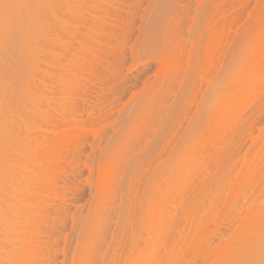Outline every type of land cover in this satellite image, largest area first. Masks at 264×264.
I'll list each match as a JSON object with an SVG mask.
<instances>
[{
	"label": "rangeland",
	"instance_id": "1",
	"mask_svg": "<svg viewBox=\"0 0 264 264\" xmlns=\"http://www.w3.org/2000/svg\"><path fill=\"white\" fill-rule=\"evenodd\" d=\"M78 2H79V0H77ZM80 1H82V0H80ZM86 1V3H84V4H86V5H83V3L82 2H80V3H82V6H86L85 7V13H86V9H87V5H88V3H87V1L88 0H84V2ZM112 1H114V0H112ZM118 1V0H117ZM125 1H126V3H125ZM122 0V2H124V5H123V3H122V5L121 4H117V5H119V7H122V8H124V9H122L121 11H122V13L125 15V13H126V15H127V12L129 11V9H130V13H132V11H133V13L134 14H132V15H134V17L132 16V18L130 19V20H127L126 22H128V25H129V23H130V25H131V27L130 28H132V30H133V33L130 35H128L129 37H128V39H126V47L125 48H128V46L129 45H131L134 41H135V38H137V37H139L140 38V36H142V34L139 36L138 34H140L139 33V31L141 30H138L140 27H142V28H144L145 26H146V24H147V22L149 21V17H151L152 16V13H153V11L155 10V8H156V6H157V3L158 2H160V1H162V0H135L136 2H138L137 4L134 2V0ZM128 1V2H127ZM172 1V0H171ZM174 1L175 0H173V3H174ZM205 1V2H204ZM210 0H180L179 2H178V4H176L177 2H175V5H177V8L179 7V6H182V7H179L178 9H180V11L182 10V9H184V10H182V11H184V13H185V10H190V12H189V15L187 14H183L184 16H185V18H187V19H184L185 21L184 22H182L180 19V21L179 22H181V23H179L180 24V28L178 27V24L176 25L178 28H177V31H178V29H180L179 31H180V33H181V31H182V35L181 36H177V35H179V33L176 31V26H175V28H174V30L178 33L177 35L176 34H174V36H173V38H175L176 36L178 37V38H182V40H184V39H187L188 40V42L186 41V43H185V41L183 42V41H181L183 44H184V46L186 45V46H188L189 45V40H190V37H197L198 36V34L195 32V30H199L200 29V27L201 26H203L204 24H203V22H205V21H203V20H205V19H202L203 17H202V15L203 16H205L204 14L206 13V9H207V7H208V10L210 11L212 8V10H214L213 11V13H215V11H216V13L215 14H217V11H218V15L219 16H217V17H219L220 18V10H221V12L222 11H225V13L227 12V15H228V20H229V25H231L230 26V28H231V30H230V35H229V38H228V40H226L225 41V43L226 42H228L227 44H229V45H224L225 46V48L227 49V46H230L231 47V50L229 51V65H230V78H231V84H232V86H229V89L231 90H229V92H231L230 94V98H229V95H228V97H227V100L229 101V103H228V108H227V110H224V111H226V113L224 114L223 112H222V110H220V107H219V111L217 110L218 109V106H219V103H220V101H222L223 99H225L226 97L224 96H222V93H221V91H222V87H220L221 86V83H223L224 81H223V73H221V71H224V70H221V68H220V70L218 71V75L216 76V77H218V78H216L215 76H214V74H212V76L210 77L211 79L210 80H212V77L214 78H216V80H212V83H211V87L210 86H208V88H207V86H203V88L201 89V93L203 94V98H201L200 99V95L197 97V102H198V104L197 105H193L194 107H196V108H192V110L194 109V111L192 112V113H190L191 115H192V117L194 116V114H195V116L192 118L191 117V115H190V117L191 118H189V120L186 122L187 124H189V125H191V127L190 126H185V129L184 130H186L187 128H190V130L189 129H187L186 130V132H188L189 133V131H190V135L189 134H187V133H185V132H183L184 130H181V132H182V137L181 138H178L177 140L176 139H174L175 140V142H174V140L172 141L173 143H171V146H172V148H171V146L169 147V152H168V150H166L167 152H165L164 154L163 153H160V154H162L161 156H160V154L158 155V154H156V152L158 151V150H155V151H153L154 149H155V147H156V149H158V147L157 146H160V144L162 143V139H164L163 138V136L161 137V135H163V131H164V133H165V135H167V136H169V134H170V131H171V129H172V127H171V122H170V124L168 125V124H165V127H166V125H167V129H169V130H167L163 125H161L160 126V122H162V123H164L165 121V123H168L169 122V120H170V118H169V115H168V113L170 112L169 110H168V113H167V115H165L166 117H168V119L166 118V117H164L163 115H161V114H166V112H167V109L166 108H164L165 106L164 105H168V103H163V102H166L168 99H169V94H167V95H164L165 93H167V92H165V91H168V90H165L164 92L165 93H163L162 95L165 97H168V99L165 97H161V98H163V100L164 99H167L166 101L164 100H161V101H163V102H161V106L163 107V110H162V108H159V107H157V104L158 103H156V101H153V100H157V99H154V98H156V97H153V98H151L150 100H152L153 102H152V104H150L151 103V101L150 100H148L147 99V101H149L148 102V105H149V108L151 109V107H154L155 106V104H154V102L156 103V106L155 107H157L158 109H152V112L151 111H149L148 109L149 108H145V109H147L145 112H144V114L146 113V112H151L152 114V116L149 114V112L148 113H146L147 115L145 116V118H144V114H141V115H139V117H137L138 119H137V122H139V124H140V122H141V119H142V121H143V119L145 120L146 119V125L147 126H150V124H151V126H150V128L153 130V133H151V130H148V132H147V129H149V127L147 128L145 125L143 126V124H144V122L142 123V126H143V130H145L144 132H145V134H147V135H145L144 133H143V130H142V126L141 125H139L140 127H141V130H139L138 128H140L139 126H138V123H136L135 124V130H133V132L135 131V133L137 134V136H139L138 134V132L140 131V136L139 137H137L138 139H136V136L132 133V135L129 137V135L128 134H131L130 132H132V131H129V129H130V127L132 126L133 127V125H132V120H131V116H130V118H129V116L127 117V119H126V115H125V112H127L126 114L127 115H129L131 112H133L134 114H135V110L133 109H129V108H131L132 107V105H133V107L132 108H134L135 106H136V102H134L133 100H132V103H127L128 105H126V106H124L123 108H122V104L124 103V102H126L127 100H128V98H129V96L131 95V93H133V92H135V91H137V90H139V88L140 87H142V82H144L145 81V83H148L147 82V80H150V81H154V76H153V70L156 68L155 66L157 65V63L156 62H154V61H150V62H147V64H145L144 66H138L135 70H132L130 73L128 72H126V70L125 69H123L122 71V74L124 75V77H125V80L127 81H125V92H123L125 95H123L122 94V96H121V99L123 100H120V101H116V103L114 102V103H112V99H109L108 100V98H107V100L108 101H106L105 103L103 102V101H105L106 100V98H104L105 100H103L102 99V96H101V94H100V96H98L99 98H101L102 100V102H101V105H102V107H99V108H103V104H105V106H104V108L106 109V108H109V105L110 104H114V109H112V115H110L109 114V116H107L108 118L107 119H105V121L104 120H100V123L98 122V123H96L95 122V126H94V128H99L100 126H102L103 124H106L107 122H111V124H110V126L108 125L107 126V128H108V130H110V131H107V129H105V131H104V133L102 132V135H101V138L100 139H98V140H100L99 142H101L102 140V143H104V144H99V146H101L102 147V150H101V152H100V150L98 149V151H97V149H95L94 151L95 152H91V150L89 149L90 147H89V144L88 143H93L94 141L92 140L93 139V137H92V135L90 134V136H87L88 138H84L83 137V139H81V140H78V141H81V142H85V146H84V148L83 149H81V150H79V153L81 154V152H82V155L80 156H78V160H79V162H81V161H85L87 158L85 157V155H88V154H90L91 156L93 155L94 156V158H93V160H92V157H90V155L88 156V158L90 159L89 160V162H91V161H94V167L96 166L95 164H97V162H100V164H101V160H100V158L101 159H103V161H102V165H103V167H105L104 168V172L105 173H103V175L101 176V179H99L98 177H97V174L95 173V169H94V171H93V173H92V175H91V177L89 178V180L91 179V180H93L91 183H92V185L90 184V186H89V184H88V182L86 181L87 180V177L89 176L88 175V172H89V170H88V168H86V167H83V162H81V167H80V165H79V169H76L75 168V171L74 172H70V171H73V170H71L70 168H69V166L66 164V162L65 163H62V162H64V156H62V154L64 155V153L66 154V153H68V152H66L65 151V147L63 146V145H65V143H63V151H59V152H61L60 153V157H61V161H59V162H61L62 164H60V163H58V161L56 162V163H58V168H57V166H55L56 168H57V171H58V174H59V177H60V180H59V182H58V180H56V178L57 177H55V181L57 182V185H56V183L54 184V180L51 182L50 180H52V179H54V176H55V173H54V175H53V178L52 179H49V176H51L52 175V173H53V168L52 167H54V165H56V163L54 162V157L56 156L57 158H58V153L59 152H57V151H55V154H57V155H53V156H51L50 154H49V150H50V147H51V149L52 148H54L52 145H53V143H55V141H56V144H58V142H61V144H62V141H64L65 142V140L67 139H62V141L60 140L59 141V139H58V136H56L55 137V135H53L52 133V136L53 137H55V138H57L58 139V141L55 139V141H53V143L52 142H50V141H52L53 139H51L49 136H50V132L53 130V128H51V129H48V128H50L51 127V125L49 126V123H46V125H47V130H46V132H44V133H42V131H39L38 130V132H37V130H34V131H31V135L32 136H36L37 134L39 135L40 133H41V135H39L38 137H41L40 138V140H42V138H43V136L44 135H47V137H49L48 139H47V141L50 139V141H48V143H52V145H50L49 146V144H48V152H46V154L48 155H50V156H48V158H47V155H45V153L43 152V148H38L39 150H37V151H39L38 152V156H40L41 157V159H42V162L44 163V165H43V163L41 164V166L43 165V169H41V166H40V161H41V159H40V161H39V164L37 163V161H34V160H30L29 161V164H32V163H35V164H38L39 165V171H42L43 170V172L45 171L46 172V174H47V182L45 181V178L46 177H44V175L46 176V174H44L43 175V172H42V175H43V177H44V181L45 182H43V180H42V178L41 177H38L39 178V181H38V187H39V190L38 191H36V194H37V196H34V195H31L30 197H29V199L27 200V201H31V200H36L37 201V206L39 207L38 209H40L41 210V208L40 207H42L43 208V206L44 207H46V205L45 204H48L49 205V207L47 208L46 207V211L44 212H42V210L41 211H38V214H37V218H36V220L38 219V216H39V218H40V216L42 215V217L44 216V220H43V218L41 217V220H42V222H41V220L40 221H38V224L40 225H38L37 224V227H36V225H35V227H34V229H36V231H37V235L40 237V239L39 240H34V245L35 244H37V243H40V248L42 247V252L40 253V251L38 252V250H37V248L35 249V252H36V254H37V252L38 253H40L41 254V256H43V260H44V263L46 262V264H47V262H48V264H50V262H51V264H90L91 263V261H92V263L91 264H158V262H159V264L161 263V264H191L190 263V261L192 262V264H193V260H194V264H253L254 262L256 263L257 262V264H260L261 263V261L260 260H262L261 258H260V260L258 259L259 257H261V256H263L264 257V255H262V254H264V253H260V251L259 250H261L262 249V246H263V250H261V251H264V156L262 155V152L264 151V140H262L261 142L259 141V142H257V140L256 139H259L260 140V136H261V134H260V136H259V133H261V130L264 128V122H262V121H264V116H262V115H264V95H262L261 93H264V51H262V48H263V50H264V45H262V43L264 42V41H262L264 38V0H227V2L229 3V4H231V5H229L227 2V4H223V2H220L221 0H212V1H210ZM232 1V2H231ZM89 2H90V0H89ZM95 2V5H97V3L96 2H98V0L97 1H94ZM116 1H114V2H112V3H115ZM133 2H134V5L136 6V9H134L135 8V6L133 5ZM151 2H153V3H151ZM213 2V3H212ZM215 2V3H214ZM256 2V3H255ZM79 3V4H80ZM117 3H119V2H117ZM120 3H121V0H120ZM205 3H206V5H205ZM208 3V4H207ZM218 3V4H217ZM89 4H91V3H89ZM92 4H93V2H92ZM92 4H91V6H92ZM127 4V5H126ZM131 5V6H129V5ZM139 4V5H138ZM151 4V5H150ZM155 4V5H154ZM172 4V3H171ZM114 5V4H113ZM115 5H116V3H115ZM184 5V6H183ZM186 5H188V8L189 9H186ZM214 5V6H213ZM226 5V6H225ZM232 5H233V7H232ZM172 7H173V4L171 5ZM186 6V7H185ZM218 7V10H216V8ZM90 7V5L88 6V8ZM127 7H129V8H127ZM139 7H140V9H139ZM142 7V8H141ZM204 7V8H203ZM216 7V8H215ZM224 7V8H223ZM82 8V7H81ZM182 8V9H181ZM211 8V9H210ZM222 8V9H221ZM231 8V9H230ZM84 9V8H83ZM80 10V11H84V10ZM91 9V8H90ZM120 9V8H119ZM226 9V10H225ZM124 10H125V13H124ZM132 10V11H131ZM136 10V11H135ZM176 10V9H175ZM205 11V13H204V11ZM230 10V11H229ZM87 11H89L88 9H87ZM137 11H138V14H137ZM174 11V10H173ZM178 11L179 10H177V11H174V17H176V12H177V14H180V13H178ZM209 11H207V13H209ZM204 13V14H203ZM210 13H212V11H210ZM230 13V14H229ZM263 13V14H262ZM81 14H83V15H85L84 13H81ZM182 14H180V16L182 15ZM82 15V16H83ZM122 16L121 15V18H125V20H126V15L125 16ZM140 15H141V17H140ZM143 15V16H142ZM151 15V16H150ZM182 15V16H183ZM193 15H194V18H195V21H193ZM197 15V16H196ZM136 16V17H135ZM180 16H178L179 18H180ZM181 16V18H183ZM191 18H193V19H191ZM177 17V18H178ZM198 18V20H196ZM218 18V19H219ZM249 18V19H248ZM138 19V20H137ZM241 19V20H240ZM84 20V19H83ZM82 20V21H83ZM142 20V21H141ZM222 20H223V18L221 19H219V22L221 23L222 22ZM249 20V21H248ZM224 21V20H223ZM146 22V23H145ZM173 22V21H172ZM200 22V23H199ZM218 22V23H219ZM230 22H231V24H230ZM132 23H135V24H132ZM177 23V22H176ZM196 25H195V24ZM198 23V24H197ZM243 23V24H242ZM262 23V24H261ZM140 24V25H139ZM183 26H182V25ZM203 24V25H202ZM133 25V26H132ZM172 25H174L173 23H172ZM261 25V26H260ZM122 26H124V25H122ZM144 26V27H143ZM196 26V27H195ZM255 26V27H254ZM80 29L79 30H81V31H83L84 29H85V27L82 25V23H80V25L78 26ZM83 27V28H82ZM134 27V28H133ZM159 27V26H158ZM241 28V29H240ZM83 29V30H82ZM239 29V30H238ZM258 29V30H257ZM132 30H131V32H132ZM144 30V29H143ZM197 30V31H198ZM202 30V29H201ZM256 30V31H255ZM134 31H135V33H134ZM137 31V32H136ZM174 31V32H175ZM200 31V30H199ZM241 31V32H240ZM259 31V32H258ZM263 31V32H262ZM142 32H144V31H142ZM194 32H195V34H197V36H195V34H194ZM61 33V32H60ZM65 33V32H64ZM172 33H173V31H172ZM263 33V34H262ZM62 35L64 36V37H67V39L69 38V36L67 35L66 36V34L64 35L63 33H62ZM138 35V36H137ZM184 35V36H183ZM252 35V36H251ZM137 36V37H136ZM143 36H144V33H143ZM142 36V37H143ZM155 36V34L152 36V41L153 40H155L156 41V37H154ZM169 36H171V37H168V38H172V35H169ZM263 36V37H262ZM64 37H62L61 36V38L63 39ZM141 37V38H142ZM160 37V36H159ZM162 37V36H161ZM160 37V38H161ZM176 37V38H177ZM186 37V38H185ZM131 38V39H130ZM155 38V39H154ZM168 38L167 39H165V40H168ZM177 38V39H178ZM259 38H261L262 40H260ZM138 39V38H137ZM143 39V38H142ZM142 39H140V40H142ZM157 39H158V36H157ZM176 39V40H177ZM64 41H66L65 43H67L68 41L67 40H65V39H63ZM139 40V41H140ZM160 40V39H159ZM162 40V39H161ZM175 39H174V41H176ZM87 41V40H86ZM131 41V42H130ZM138 41V42H139ZM154 41V42H155ZM162 41H164V40H162ZM170 41V40H169ZM179 41V40H178ZM261 41V42H260ZM153 42V44H155V45H157L158 46V48H160L159 46H161V45H164V43H162L161 44V42H159V41H156V42H159L161 45H158V44H156V42L154 43ZM166 42H168V41H166ZM64 43V44H65ZM112 45H114L116 48H117V46L119 47V45L117 44V43H115V41H112ZM248 43H249V45H248ZM259 43V44H258ZM117 44V45H116ZM171 44V43H170ZM257 44V45H256ZM68 45V44H67ZM165 45H166V43H165ZM167 45H169V42H168V44ZM245 45H247V46H245ZM55 46H57V45H55ZM61 46V45H60ZM66 45H64V47H65ZM157 46H155L156 48H157ZM252 46V47H251ZM59 45L57 46V48H56V50H59V48H61V47H59ZM163 47V46H162ZM230 47H229V49H230ZM244 47V48H243ZM259 47V48H258ZM68 48H70V50H72L71 48H73V47H68ZM63 49H65V48H62V50L60 49V52L61 51H64L65 52V50H63ZM161 49V48H160ZM260 49H261V52L262 53H260V52H258V51H260ZM55 50V51H56ZM129 50V49H128ZM127 49H126V51H128ZM247 50V51H246ZM146 52V50H144L143 49V52ZM249 51V52H248ZM59 52V51H58ZM70 52V51H69ZM142 52V54H144ZM251 52H253V53H251ZM62 53V52H61ZM67 53V52H66ZM129 51L128 52H126V56H129ZM150 53V52H149ZM257 53V54H256ZM65 54V53H64ZM64 54H63V56H64ZM70 54V53H69ZM88 54H89V52H88ZM152 54V53H151ZM151 54H147V53H145L144 55H142V57L141 58H148V57H150V55ZM61 55V54H60ZM67 55V54H66ZM83 55V54H82ZM111 55H114V54H112L111 53ZM237 55V56H236ZM253 55V56H252ZM62 56V55H61ZM61 56H59L60 58H61ZM67 56H69V55H67ZM152 56V55H151ZM70 57V56H69ZM68 57V58H69ZM112 57V56H111ZM59 58V59H60ZM115 58V57H114ZM222 58V57H221ZM62 59V58H61ZM65 59V60H64ZM67 57L66 56H64V58L62 59L63 61H61V64L63 63V65H64V63L65 62H67ZM150 59V58H149ZM111 60H113V59H111ZM225 60H227V59H223V61H225ZM252 60V61H251ZM259 62H258V61ZM261 61H262V64H261ZM131 62V58H130V56L128 57V59H127V57H126V62H124V66L126 67V66H128L129 65V63ZM239 62V63H238ZM243 62V63H242ZM221 63H222V61H221ZM256 63V64H255ZM242 64V65H241ZM254 64V65H253ZM67 65V64H66ZM224 65H226V62H224ZM224 65H221L222 66V68H223V66ZM245 65V66H244ZM253 65V66H252ZM151 66V67H150ZM220 66V67H221ZM63 67H65V66H63ZM67 67H68V65H67ZM67 67H65V68H67ZM124 67V68H125ZM144 67V68H143ZM195 67H197V66H195ZM242 67V68H241ZM251 67V68H250ZM255 68V69H254ZM68 69V68H67ZM147 69H148V71H147ZM219 69V68H218ZM242 69V70H241ZM69 70V69H68ZM238 70H240V72H242V73H240ZM245 70H246V72H245ZM145 71V72H144ZM147 71V72H146ZM165 71H167V70H165ZM197 69L195 68L194 70H193V73H194V75H193V73H191L193 76L192 77H195L196 76V74H197ZM250 71V72H249ZM257 71V72H256ZM66 72V71H65ZM140 72V73H139ZM149 72V73H148ZM169 72V71H168ZM168 72H164L165 74H164V79H165V75H167V73ZM237 72H239V73H237ZM138 74V75H136V74ZM145 73V74H144ZM255 73H257V74H255ZM262 73V74H261ZM66 74V73H65ZM69 74V73H68ZM126 74V75H125ZM144 74V75H143ZM169 74H172L171 72H169ZM168 74V75H169ZM221 74V75H220ZM248 74V75H247ZM254 74V75H253ZM65 76V75H64ZM67 76V75H66ZM65 76V77H66ZM134 78H133V77ZM141 76V77H140ZM147 76H149V77H147ZM171 76V75H170ZM170 76H168V77H170ZM174 76V75H173ZM172 76V77H173ZM210 76V75H209ZM245 76V77H244ZM140 80H137V78ZM144 77V78H143ZM147 79H146V78ZM167 76H166V78H168ZM178 77H180V76H178ZM220 77H221V79H220ZM241 77V78H240ZM67 78H69V76L67 77ZM127 78V79H126ZM171 78V77H170ZM176 79V76H174L173 78H172V81L175 83L174 85H176V80L174 81L173 79ZM209 78V77H208ZM223 78V79H222ZM129 79H131V80H129ZM134 79V80H133ZM135 79H136V81H135ZM145 79V80H144ZM218 79H220V81L218 80ZM247 79V80H246ZM166 80V79H165ZM171 79H167L166 80V82L168 81H170ZM249 80V81H248ZM262 80H263V82H262ZM52 81V80H51ZM50 80L48 81V82H50L49 83V85L50 84H52V82H51ZM63 81H66V84L64 85L63 84V82H62V86H64V88H65V86H69V84L70 83H68L67 84V81L68 80H65V78L63 79ZM217 81H219V83H217ZM69 82V81H68ZM135 82H138V83H135ZM159 82V81H158ZM161 82L163 83V80L162 81H160V84L159 85H161ZM167 82V83H168ZM248 82V83H247ZM131 83V84H130ZM170 83V82H169ZM251 83V84H250ZM48 84V83H47ZM230 84V85H231ZM238 84V85H237ZM246 84H248V85H246ZM254 84V85H253ZM48 85V86H49ZM53 85V84H52ZM55 85V84H54ZM128 85H130V86H128ZM134 85L136 86V88L134 87ZM159 85H157V86H159ZM171 86H169L170 88L172 87V85H173V83H171L170 84ZM214 85V87H212ZM217 85V86H216ZM263 85V86H262ZM61 86V88H63ZM237 86V87H236ZM261 86V87H260ZM56 87V86H55ZM55 87H54V89L52 90V91H55V92H57L56 91V89H55ZM70 87H71V85H70ZM106 88V86H102V87H100L101 89H102V91H104V90H106V89H103V88ZM134 87V88H133ZM159 87H161V86H159ZM176 87V86H175ZM175 87L172 89V91L171 90H169L168 91V93L171 91V94H172V92H176V93H178L176 90L174 91V89H175ZM186 87H187V85L185 86V89H186ZM216 87V88H215ZM240 87V88H239ZM248 87V88H247ZM250 87V88H249ZM255 87V88H254ZM57 88V87H56ZM66 88H68V87H66ZM63 89V91H66V92H64V96L66 97V99H67V97H68V95L69 94H67V91H68V89ZM99 88V89H100ZM184 88V87H183ZM206 88H207V90H206ZM212 88V89H211ZM260 88V89H259ZM263 88V89H262ZM48 89H50L49 87L47 88V90ZM98 89V88H97ZM100 89V90H101ZM187 89H189V88H187ZM209 89H211V90H209ZM216 89V91H214ZM220 89H221V91H220ZM232 89L234 90V91H232ZM70 90V89H69ZM184 90V89H183ZM213 90V91H212ZM49 91V90H48ZM58 91H61L60 89L58 90ZM62 91V92H63ZM131 91V92H130ZM237 93H236V92ZM241 91V92H240ZM262 91V92H261ZM47 92V91H46ZM50 92H51V90H50ZM55 92H53V93H55ZM69 92H71V91H69ZM68 92V93H69ZM180 93L182 92V93H184L182 90H180L179 91ZM211 92H215V94H217L218 95V98H214V96H215V94H213L212 93V96H211ZM233 92V93H232ZM4 93V91H2L0 94H3ZM48 93V92H47ZM52 92L49 94V96H52L53 97V101H52V103H55V102H57V100H56V98L59 96H57V93H55L56 95H51V94H53ZM127 93V94H126ZM158 92L156 91V94H157ZM254 93V94H253ZM59 94V93H58ZM210 94V95H209ZM242 94V95H241ZM61 96H63L62 94H60ZM179 96H182V97H180V102L178 101L177 102V100H176V102H174V103H176V104H174V103H172L173 102V100L175 101V99H177L178 97H175L174 99H173V97H172V95H170L171 97V99H172V101H171V99L169 100V104L170 103H172L171 105L173 106H178L180 103H182L183 102V100H184V98H183V95L182 94H178ZM177 95V96H178ZM214 95V96H213ZM240 95V96H239ZM250 95V96H249ZM63 96V97H64ZM70 96H71V94H70ZM209 96H211V99L213 98L214 99V102L216 101V103H213V100H211L210 99V97ZM220 96V97H219ZM238 96V97H237ZM252 96V97H251ZM257 96V97H256ZM262 96V97H261ZM56 97V98H55ZM64 97V98H65ZM125 97V98H124ZM259 97V98H258ZM70 97H68V99H69ZM145 98H147V97H145ZM158 98V97H157ZM183 98V99H182ZM220 98H223V99H221L220 101H218ZM232 98V99H231ZM246 98V99H245ZM251 98V99H250ZM253 98H254V102H253ZM263 98V99H262ZM54 99L56 100L55 102H54ZM63 98L61 97V98H59V100L61 101ZM67 99V100H68ZM125 99V100H124ZM231 99V100H230ZM262 99V100H261ZM59 100H58V103H60L59 102ZM67 100H65V102H67ZM94 99H92V101H93ZM142 100L144 101V102H147V101H145V99H143L142 98ZM182 100V101H181ZM203 100V101H202ZM63 101H64V99H63ZM63 101H62V103H63ZM158 101V100H157ZM171 101V102H170ZM200 101L202 102V104L200 103ZM218 101V102H217ZM239 101V102H238ZM247 101H249V102H247ZM263 101V102H262ZM100 102V101H99ZM98 102V103H99ZM120 102V103H119ZM159 102V101H158ZM205 102H206V104H208V105H206L205 104ZM208 102V103H207ZM232 102V103H231ZM234 102V103H233ZM61 103V104H62ZM69 103V102H68ZM103 103V104H102ZM143 103V102H142ZM142 103H140V104H138V105H142ZM179 103V104H178ZM206 105H204V104ZM218 103V104H217ZM61 104H60V106H61ZM86 105H87V102L85 103ZM108 104V105H107ZM119 104V105H118ZM164 104V105H163ZM252 104V105H251ZM254 104V105H253ZM53 105V104H52ZM58 105V104H57ZM57 105H53L52 107H51V109L50 110H52V112H53V110H54V107H58ZM64 105V104H63ZM117 107H116V106ZM130 105V106H129ZM137 105V107H135V108H137V111H140V109H139V107H142V106H138ZM150 105H153V106H150ZM171 105H169V106H171ZM202 105L204 106V107H202ZM212 106L213 108H215V106L216 105H218L217 106V108H216V110H215V112L217 111V117H216V121L214 120V117H213V120L214 121H212L211 122V124L207 121L208 119H207V117H206V114H204V112L206 111V112H209V110L211 109V107H210V109L208 108V109H206V107H208V106ZM236 105V106H235ZM245 105V106H244ZM258 105H260L259 107H258ZM112 106V105H111ZM146 106H147V103H146ZM159 106V105H158ZM168 106V107H169ZM173 106V107H174ZM175 106V108H177ZM201 106V107H200ZM258 108H257V107ZM65 107H66V105H65ZM120 107L123 109V112L122 113H124V116H123V114L121 115L120 114V116H119V118L117 119V117H118V109H120ZM148 107V106H147ZM154 107V108H155ZM173 107L171 108L170 107V109H172L173 110ZM251 107V108H250ZM261 107V108H260ZM263 107V108H262ZM60 108V107H59ZM80 108V107H79ZM103 108V109H104ZM143 108V107H142ZM141 108V109H142ZM201 108V109H200ZM242 108V109H241ZM247 108H248V110H247ZM256 108H257V110L258 111H256ZM61 109V108H60ZM66 109V108H65ZM83 109V108H82ZM102 109V110H103ZM128 109L129 110H132L131 112H129L128 111ZM139 109V110H138ZM160 109L162 110L161 112H163V113H160ZM166 110V112H165V110ZM178 109V108H177ZM203 109H205V110H203ZM246 109V110H245ZM249 109H252L254 112H252V110H250L249 111ZM55 110H56V108H55ZM58 110V109H57ZM64 110V109H63ZM63 110H61V111H63ZM80 110H81V108H80ZM84 110V109H83ZM83 110H82V113H81V115H84V116H82V117H85V111L83 112ZM96 110H98V108L97 109H95V115L96 114H98V112L96 113ZM100 110V109H99ZM101 110V111H102ZM142 110H144V108L142 109ZM157 110L159 111V115H161V117L163 116L164 117V119L165 120H163V118H161L163 121H161V119L159 120V118H160V116H158L157 114ZM171 110V111H172ZM175 110V109H174ZM173 110V111H174ZM192 110H190V111H192ZM202 110L204 111V112H202ZM241 110V111H240ZM16 111V110H15ZM20 110H17V112H19ZM59 112H60V110H58ZM57 111V112H58ZM65 111V113H66V110H64ZM100 111V112H101ZM154 111V112H153ZM172 111V112H173ZM210 111H212V110H210ZM213 111H214V109H213ZM246 111V112H245ZM261 111V112H260ZM16 112V113H17ZM20 112H22V111H20ZM50 112V111H49ZM56 112V111H55ZM143 111H141L140 113H142ZM242 112V113H241ZM259 112V113H258ZM15 113V114H16ZM129 113V114H128ZM133 113H131V115L133 116V120H135L133 123H135L136 122V116L137 115H133ZM139 113V112H138ZM212 113V112H211ZM247 113V114H246ZM255 113V114H254ZM263 113V114H262ZM10 114H12V113H10ZM9 114V116H11ZM18 114V116H24L23 115V113H21L20 115H19V113H17ZM16 114V115H17ZM56 114V113H55ZM59 114V113H58ZM156 114V115H155ZM212 114H214V113H212ZM212 114H210L209 116H208V118H211V120H212ZM216 114H214V116H216ZM250 114H252V117L250 118V121H249V123L247 124L248 125V127H244V125H243V123H245V125H246V122H247V120H249V117H250ZM253 114H254V116H253ZM260 114V115H259ZM8 115V114H7ZM53 115H54V112H53ZM52 115V116H53ZM60 115H63L62 113H60ZM79 115V114H78ZM117 115V116H116ZM212 115V116H211ZM55 116L56 115H54V118H55ZM80 116V115H79ZM111 116V117H110ZM115 116V117H114ZM141 116H142V118H141ZM148 116V117H147ZM149 116H151V119H152V122H151V119H150V117ZM154 116V117H153ZM158 116V117H157ZM202 116V117H201ZM203 116H204V118H203ZM211 116V117H210ZM230 118H229V117ZM263 117V119L261 118V117ZM57 117H58V115H57ZM110 117V118H109ZM125 118V120H128V118L130 119V120H128L127 121V123H126V121H125V124L124 125H121V124H123L121 121H124L123 119ZM147 117V118H146ZM232 117V118H231ZM18 118H21V117H18ZM59 118V117H58ZM141 118V119H140ZM256 118V120H254V119ZM259 118H261V119H259ZM109 119V120H108ZM114 119V120H113ZM117 119V120H116ZM149 119H150V121H149ZM168 120V122H167V120ZM111 120V121H110ZM210 120V119H209ZM222 120V121H221ZM232 120V121H231ZM245 120V121H244ZM101 121H102V123H101ZM130 121V123H131V125L128 123ZM132 121V122H131ZM148 121H149V124H147L148 123ZM155 121V122H154ZM240 121V122H239ZM258 121V122H257ZM261 121V122H260ZM105 122V123H104ZM151 122V123H150ZM213 122H215V125H214V123ZM221 122H222V125H221ZM239 122V123H238ZM255 122H257L258 124H256ZM88 123V122H87ZM86 123V124H87ZM213 123V124H212ZM229 125H228V124ZM251 123H253L254 125H252V126H249V124H251ZM242 124V126L244 127H242L243 128V130H244V132H243V130L240 128V125ZM112 125V126H111ZM121 125V126H120ZM186 125V124H185ZM209 125H210V127H211V131H212V129H213V131H214V134L216 133L217 134V138H214V136H212V135H210L211 133H209L208 132V130H206V129H209L210 127H209ZM212 125V126H211ZM219 127H218V126ZM246 125V126H247ZM53 126V125H52ZM92 126V127H93ZM125 126V128H123V131H120L119 132V130L120 129H122V127H124ZM127 126H128V134H127V136L129 137V139L127 138V136H126V133H127ZM130 126V127H129ZM159 128H158V127ZM184 126V125H183ZM213 126H214V128H213ZM228 126V127H227ZM234 126V127H233ZM110 127V128H109ZM114 128L113 130H112V128ZM119 127V128H118ZM209 127V128H208ZM233 127V129L235 130H232L231 128ZM238 127H239V129H238ZM249 127H251L252 128V130H251V128H250V130H249ZM260 127V128H259ZM263 127V128H262ZM6 128H8V127H6ZM71 128H72V126H71ZM145 128H147V129H145ZM153 128H155L156 130H157V133L159 132V134H157L156 133V131H155V129H153ZM163 128V131L161 130V132H160V129H162ZM202 128H204V129H202ZM206 128V129H205ZM226 128V129H225ZM230 128V129H229ZM262 128V129H261ZM119 129V130H118ZM133 128H131L130 130H132ZM136 129H138L137 131H136ZM159 129V130H158ZM167 131H166V130ZM191 129H192V131L194 130L195 131V134H196V136H195V134H191L192 133V131H191ZM259 129H261V130H259ZM15 130H17V129H15ZM115 130H116V132H118V134H116L115 133ZM189 130V131H188ZM204 130V131H203ZM210 130V129H209ZM231 130V131H230ZM246 130V131H245ZM264 130V129H263ZM262 130V131H263ZM19 131H20V135H21V132H22V130H17V132L18 133H15V135H18L19 134ZM72 132H75V130H74V128L71 130ZM71 131H70V129H69V133H71ZM206 131V133H204ZM225 131V132H224ZM227 131H230L231 133H227ZM47 132H49V135H48V133ZM107 134H106V133ZM113 132H114V135H113ZM122 132H124V133H122ZM222 132H224V134H225V138H224V134L222 133ZM251 132V133H250ZM259 132V133H258ZM33 133H35V134H33ZM47 133V134H46ZM56 133V132H55ZM123 134V137H122V134ZM141 133H143L144 134V136L142 137V135H141ZM150 133H151V135H150ZM155 133V134H154ZM161 133V134H160ZM194 133V132H193ZM218 133H219V135H218ZM227 133V134H226ZM237 133H238V135H237ZM247 133H248V135H247ZM262 133H264V132H262ZM72 134V133H71ZM183 134H184V137H183ZM187 134V135H186ZM205 134H206V136H205ZM213 134V133H212ZM213 134V135H214ZM216 134H215V137H216ZM243 134H246V135H244L245 136V138H243ZM251 134L254 136V138L253 139H255L256 140V145H255V143H253L255 146H256V148H255V146L254 145H252L253 147H252V149L253 150H251V149H249L248 150V148H250V146H251V138H252V136H251ZM89 135V134H88ZM109 135H111V136H109ZM116 135V136H115ZM159 135V136H158ZM180 134H178V136L180 137L181 136ZM231 135H232V137H231ZM233 135H234V137H233ZM263 135V134H262ZM74 136V135H73ZM102 136L103 137H105L106 136V138H107V140H104V139H102ZM108 136H109V138H108ZM112 136H114V137H119L118 138V141H117V139L115 138V140H114V138H112L113 140L112 141H114V142H112V144H110V142H109V139H111V137ZM154 136H155V138L157 139H155L154 140ZM167 136H165V137H167ZM177 136V137H178ZM190 136V137H189ZM205 136V137H204ZM211 136H212V138H211ZM221 136V137H220ZM222 136H223V138H224V140H221L222 139ZM235 136H237V137H235ZM248 136V137H247ZM249 136H250V139H249ZM257 136V138H255ZM18 138H20L19 137V135L17 136ZM66 137V136H65ZM127 138V139H125V138ZM133 137V139H131ZM135 137V138H134ZM159 137V138H158ZM160 137H161V139H160ZM187 137H189L188 139H187ZM197 137V139H195V138ZM60 138V137H59ZM90 138V139H89ZM148 138H150L151 140L153 139V144H151V140L150 139H148ZM170 138V136L169 137H167V139H165V141L166 140H168ZM183 138V139H182ZM185 138V139H184ZM208 138V139H207ZM213 138L215 139V144H213L214 143V141H213ZM228 138V140H226ZM233 139V142L231 141L232 139ZM236 138H238V141H237V139ZM247 138H248V141H247ZM263 139H264V137H262ZM261 138V139H262ZM68 139H70L69 137H68ZM73 139V138H72ZM71 139V140H72ZM80 139V138H79ZM85 139V140H84ZM119 139H121L120 141H119ZM131 139V140H130ZM142 139H143V141H142ZM149 140V145L147 144V141L146 140ZM159 139V140H158ZM207 139V140H206ZM84 140V141H83ZM135 140H136V142H135ZM185 140V141H184ZM191 140V141H190ZM194 140H195V143H194ZM197 140V141H196ZM217 140H219V142L217 141ZM226 140V141H225ZM236 140V141H235ZM18 141V140H17ZM46 141V142H47ZM86 141H87V143H86ZM89 141V142H88ZM105 141V142H104ZM116 141H117V143H116ZM128 141H129V143H128ZM165 141H163V143L165 144ZM177 141V142H176ZM183 143V141H184V144H182L181 145V142ZM189 141V142H188ZM235 141V142H234ZM67 142H68V140H67ZM67 142H66V145H67ZM108 142V143H107ZM119 142V143H118ZM131 142V143H130ZM143 142V143H142ZM156 142H158L157 144H156ZM161 142V143H160ZM180 142V143H179ZM190 142H191V144H190ZM218 142V143H217ZM222 142V143H221ZM193 143V144H192ZM235 143V144H234ZM258 143V144H257ZM56 144H54V145H56ZM75 144H77V142H75ZM107 144H108V146H107ZM120 146V147H118V145ZM121 144V145H120ZM126 144V145H125ZM163 144V145H164ZM196 144V145H195ZM212 144V145H211ZM216 144L217 145H219V147H220V145H221V147H222V145L224 146V147H222V150L220 151V152H222L221 153V155H218L219 156V158L217 159V161H218V163H217V161H216V163L214 162L215 161V159L213 158L212 160L213 161H211L210 162V164L208 163V165L209 166H207V170H208V172H205V171H207V170H200V166H201V164L200 163H203L204 162V160L201 162V159L204 157V155H202V154H208L209 156L208 157H211V153H212V157L214 156L213 154H214V145L216 146ZM60 145V144H59ZM105 145V146H104ZM114 145V146H113ZM117 145V146H116ZM135 145V147H133ZM144 145V146H143ZM145 145H146V147H145ZM149 147H148V146ZM227 145H228V147H230L231 146V150H230V148H228L227 147ZM237 145H239L238 147H237ZM3 146H5V145H3ZM58 146V145H57ZM57 146H56V148H57ZM62 146H60L61 148H62ZM107 146V147H106ZM127 146V147H126ZM132 146V148H130ZM152 146H154L153 147V149H152ZM174 146V147H173ZM201 146H202V148H201ZM245 146V147H244ZM67 147H68V145H67ZM66 147V148H67ZM88 147V148H87ZM100 147V148H101ZM137 147V148H136ZM161 147H162V145L160 146V149H161ZM192 147H193V149H192ZM218 146H216V148H217ZM25 148V147H24ZM44 148H46V146H44ZM103 148H104V151H103ZM127 148V149H126ZM129 148V149H128ZM136 148V149H135ZM143 148V149H142ZM146 148V149H145ZM149 148V149H148ZM174 148V149H173ZM199 148H200V150H199ZM224 148H226V150L224 151ZM242 148V149H241ZM262 148V149H261ZM5 149V148H4ZM7 149V148H6ZM5 149V150H6ZM86 149V150H85ZM120 149H122V151L120 150ZM148 149V150H147ZM171 149H172V151H171ZM256 149V150H255ZM259 149L261 150V151H259ZM45 150V149H44ZM56 150V149H55ZM150 150H152V151H150ZM175 150V151H174ZM195 150V151H194ZM228 150V151H227ZM241 150V151H240ZM36 151V152H37ZM81 151V152H80ZM126 151H128V152H126ZM133 151V152H132ZM202 151V152H201ZM212 151V152H211ZM227 151V152H226ZM254 151H256V152H254ZM50 152H54V150L53 151H50ZM89 152V153H88ZM102 152H103V156L102 157H98L97 158V156H99V154H101L102 155ZM115 152V153H114ZM144 152H146L145 154H144ZM197 152V153H196ZM205 152H208V153H205ZM226 152V153H225ZM230 152V153H229ZM251 152L253 153V154H251ZM44 153V154H43ZM70 153H71V151H70ZM70 153L69 154H66L65 155V157H68L69 159H71V157H69V156H71L74 152H73V150H72V154L70 155ZM92 153V154H91ZM119 153H120V155H119ZM136 153H137V155H136ZM24 154H25V151H24ZM54 154V153H53ZM85 154V155H84ZM132 154V155H131ZM133 154H134V156H133ZM150 154V155H149ZM155 154V155H154ZM165 154H167V155H165ZM226 154L228 155V157H226ZM231 154V156H229ZM248 155V159H247V161H246V159H245V161H244V163L245 162H247V163H250V166H249V172L247 171V167L248 166H246V164L247 163H245V165H244V163H243V165L244 166H246V172H247V174H245L246 172H245V167H242L243 165H240L239 163H240V160H241V158H242V156L243 155ZM263 154H264V152H263ZM3 155V154H2ZM68 155V156H67ZM83 155H84V157H83ZM100 155V156H101ZM123 155V156H122ZM124 155H125V157H124ZM127 155V156H126ZM129 155V156H128ZM131 155V156H130ZM154 155V157L152 158V156ZM164 155V156H163ZM175 155V156H174ZM237 155V156H236ZM24 156V155H23ZM27 155L25 154V157H26ZM37 156V157H38ZM96 156V157H95ZM144 156V157H143ZM146 156V157H145ZM170 156V157H169ZM180 156V157H179ZM245 156V157H246ZM251 156H252V158H251ZM18 157H20V156H18ZM28 157V156H27ZM49 157H52L51 158V161H53L54 162V165H52V166H50L49 167V165H50V158ZM56 157H55V161H56ZM75 157V156H74ZM74 157H73V159H71V160H74ZM117 157V158H116ZM121 157V158H120ZM131 157V158H130ZM138 157H140V158H138ZM141 157H142V160H141ZM151 157V158H150ZM222 157H224L223 158V160H221L222 159ZM231 157H234V159H235V162L232 164L231 163V161L233 160ZM244 157V158H245ZM17 158V157H16ZM67 158V160H69ZM96 158L99 160H96ZM121 159V161H120V159ZM138 158V159H137ZM146 158V159H145ZM166 158V159H165ZM205 158V157H204ZM203 158V159H204ZM221 158V159H220ZM228 158V159H227ZM230 158L232 159V160H230ZM30 159V158H29ZM53 159V160H52ZM113 159V160H112ZM126 159V160H125ZM135 159V160H134ZM151 159H153V161L151 160ZM169 159H171V160H169ZM220 159V160H219ZM238 159H239V161H238ZM20 160H21V158H20ZM20 160H18L17 159V161H20ZM24 160V159H23ZM25 160H26V158H25ZM96 160V161H95ZM168 160V161H167ZM175 160V161H174ZM177 160H180V162H178ZM186 160V161H185ZM224 160H225V162H224ZM242 160H243V158H242ZM65 161H66V159H65ZM116 161V162H115ZM118 161H119V163H120V165H119V163H118ZM127 161V162H126ZM132 161V162H131ZM156 161V162H155ZM207 160H205V162H206ZM220 161V162H219ZM228 161H230V163L232 164V165H235L236 163V166L237 167H234L233 166V168H235V170H233V168H232V165L230 166V163L228 162ZM234 161V160H233ZM237 161V162H236ZM255 161V162H254ZM53 162L51 163V164H53ZM148 162V163H147ZM158 162V163H157ZM172 162H173V164H172ZM212 162H213V165H212ZM226 162H227V167L229 166V168L231 167L232 169H230L231 170V175H232V177L231 176H229L228 174L230 173V172H228V171H230L229 170V168H227V170L226 169H224L225 167H226ZM19 163V162H18ZM25 163H27V161L25 162ZM92 164H93V162H91ZM121 163H123L124 164V167H123V164H122V166H121ZM143 163V164H142ZM160 163V164H159ZM168 163V164H167ZM170 163V164H169ZM186 163V164H185ZM222 163H224L223 164V166H222ZM228 163H229V165H228ZM241 163H242V161H241ZM60 164V165H59ZM65 164L67 165V166H65ZM100 164H98V165H100ZM115 164V165H114ZM149 164V165H148ZM151 164V165H150ZM178 164H179V166H178ZM38 165H37V168H38ZM101 165V166H102ZM117 165V166H116ZM126 165V166H125ZM141 165V166H140ZM147 165H148V167H147ZM153 165V166H152ZM157 165V166H156ZM167 165H169L170 167H168ZM180 165H182V167L180 166ZM185 165H186V168H185ZM189 165V166H188ZM216 165V166H215ZM218 165V166H217ZM249 165V164H248ZM100 166V167H101ZM119 166V167H118ZM121 166V167H120ZM147 168H146V167ZM175 166V167H174ZM191 166V167H190ZM199 166V170H197V167ZM211 166H212V168H211ZM9 167V166H8ZM30 167H31V165H30ZM54 167V168H55ZM66 167V168H65ZM131 167V168H130ZM162 167V168H161ZM172 167H174L173 169H172V172H171V168ZM189 167V168H188ZM239 167H242V171H244V174L243 173H241L242 171H240V173L238 172V174H239V177H236V180L234 179V174L235 173H233L232 172V170L233 171H237V169L239 168ZM251 167H252V170H251ZM85 168V169H84ZM128 168V169H127ZM142 168L144 169V171H142ZM196 168V169H195ZM66 169L68 170V171H66ZM70 169V170H69ZM81 169V170H80ZM185 169V170H184ZM209 169H211V172L213 173V176H214V178L213 179H211L213 176H212V173L210 172V170ZM241 169V168H240ZM50 170H52L51 172H50ZM79 170V172H77ZM84 170H85V172H84ZM128 170V171H127ZM135 170V171H134ZM136 170H137V172H136ZM167 170H168V172H167ZM175 170H176V172H175ZM187 170H188V172H187ZM226 170V171H225ZM37 171H38V169H37ZM56 171V170H55ZM81 171V172H80ZM147 171V172H146ZM152 171V172H151ZM164 171V172H163ZM180 171H181V173H180ZM198 171V172H197ZM238 171H239V169H238ZM44 172V173H45ZM69 172V173H68ZM77 172V173H76ZM101 172H102V167H101ZM123 172V173H122ZM139 172H140V174H139ZM155 172V173H154ZM171 172V173H170ZM202 172V173H201ZM203 172H204V176H203ZM219 172V173H218ZM226 172V173H225ZM75 173H76V175L77 176H79L78 177V179H77V176L75 175ZM136 173V174H135ZM145 173V174H144ZM149 173V174H148ZM157 173V174H156ZM191 173H192V175H194V174H196V179L193 181V183H192V187H191V190H190V186H189V183H190V185H191V179L193 180L194 178H195V175H194V177L193 176H191V177H193V178H191L190 177V175H191ZM206 173V174H205ZM224 173V174H223ZM228 173V174H227ZM254 175H253V174ZM38 174H39V176H41L40 175V172H38ZM48 174H49V176H48ZM58 174H56V176H58ZM68 174H70V177H67V175ZM81 174H82V177H81ZM95 174V175H94ZM107 174H109V175H107ZM134 174V175H133ZM168 174H169V176H168ZM189 174V175H188ZM237 174V175H238ZM241 174H242V177H241ZM71 175H72V177H71ZM94 175V176H93ZM144 175V176H143ZM147 175H148V177H147ZM165 175V178H163V176ZM173 175V176H172ZM182 175V176H181ZM186 175L188 176V177H186ZM201 175V176H200ZM208 175L209 176H211L210 178L208 177ZM221 175H222V179H221ZM243 175H245V177L243 176ZM66 178V181L64 182L63 180H65V178ZM69 176V175H68ZM112 176V177H111ZM119 177V178H116V177ZM126 176V178H125V180H124V177ZM129 176V177H128ZM134 176V177H133ZM137 176H138V178H137ZM141 176H142V180H141ZM145 176H146V178H145ZM180 178H179V177ZM206 176V177H205ZM216 176V177H215ZM217 176H218V178L220 177V179L217 181ZM248 176H250V178L248 177ZM59 177H58V179H59ZM62 177L64 178V179H62ZM95 177H96V179H95ZM144 177V178H143ZM169 177V178H168ZM178 177V178H177ZM185 177V178H184ZM198 177V178H197ZM204 177H205V180H204ZM230 177V178H229ZM51 178V177H50ZM67 178H68V180H67ZM98 178V179H97ZM103 178V179H102ZM116 178V179H115ZM139 178H140V180H139ZM149 178H150V180H149ZM190 180V182H189V180ZM206 178H207V180H206ZM241 178V179H240ZM81 179V180H80ZM111 179V180H110ZM127 179H128V181H127ZM146 179V180H145ZM161 179V180H160ZM211 179V180H210ZM245 179V180H244ZM42 180V181H41ZM48 180L50 181V182H48ZM94 180H95V183H94ZM105 180V181H104ZM132 180V181H131ZM172 180V181H171ZM175 180V181H174ZM180 180H184L183 182L182 181H180ZM202 180H204V181H202ZM220 180H222V181H220ZM238 180H240V181H238ZM246 180H248V182H246ZM61 181H63V182H61ZM97 181V182H96ZM118 181H119V184H118ZM129 181H130V183H131V185H130V183H129ZM164 181V182H163ZM170 181V182H169ZM179 181V182H178ZM186 181L187 182H189L188 184H186ZM213 181H214V183H213ZM221 183H220V182ZM62 183V184H59V183ZM85 182H86V184H85ZM106 182V183H105ZM114 182V183H113ZM121 182V183H120ZM133 182H135V183H133ZM139 182H140V184H139ZM217 183V185H216V183ZM231 182V183H230ZM237 182V183H236ZM240 182V183H239ZM66 183V184H65ZM71 183V184H70ZM110 183V184H109ZM136 183H137V185H136ZM142 183V184H141ZM152 183V184H151ZM156 183V184H155ZM163 183H164V185H163ZM176 183H177V185H176ZM178 183H180V185L178 184ZM196 183V184H195ZM197 183L199 184H202V185H200L199 184V187H198V185H197ZM206 183V184H205ZM208 183V184H207ZM210 183V184H209ZM211 183H212V185H211ZM64 184H65V187H66V189L67 188H70L71 190H72V192L71 191H67L66 193H70V195H68L67 194V196L65 195L64 197H65V199H64V197H63V199H61V197H62V191H61V188L63 187L64 189H65V187H64ZM85 184V185H84ZM96 184H97V187H96ZM117 184H118V186H117ZM129 184V185H128ZM134 184V185H133ZM160 184V185H159ZM185 184H186V186H187V188H186V186H185ZM222 184H224V186L222 185ZM232 184V185H231ZM61 185H62V187H61ZM94 185V186H93ZM153 185V186H152ZM159 185V186H158ZM221 185V186H220ZM226 185V186H225ZM234 185H236V186H234ZM57 186V187H56ZM100 186V187H99ZM114 186V187H113ZM146 186V187H145ZM163 186V187H162ZM184 186H185V188H184ZM193 186H194V188H193ZM195 186H197V189L198 188H202V196H203V194H205V196H201V190H200V193L198 192L199 190H197L196 188H195ZM205 186V187H204ZM241 186V187H240ZM243 186V187H242ZM88 187H89V189H88ZM90 187L92 188V189H90ZM95 187V188H94ZM160 187V188H159ZM169 187H170V190H169ZM234 187H235V189H234ZM237 187V188H236ZM36 188V187H35ZM56 189V192H54L53 190L50 192V193H52V192H54V193H57L58 191H59V193H61V194H59L58 196H61L60 197V200L59 199H56L55 198V200H54V198L53 197H55V194L54 193H52V194H50L51 196H49V194H47V196H48V199H49V197H52V198H50L49 200L50 201H47L46 200V202H44L45 200H42V199H46V194H45V192L46 191H48L49 192V190H47V189ZM58 188V189H57ZM97 188H98V192H97ZM100 188V189H99ZM111 188V189H110ZM131 190H130V189ZM158 188H159V190H158ZM167 188V189H166ZM192 188H193V192H191L192 191ZM205 188V189H204ZM220 188H221V191H220ZM223 188V189H222ZM225 188V189H224ZM69 189V190H70ZM73 189L75 190V194H74V196H73ZM110 189V190H109ZM128 189V190H127ZM139 189V190H138ZM142 189V190H141ZM161 189V190H160ZM217 189V190H216ZM238 191H237V190ZM37 190V189H36ZM58 190V191H57ZM90 190V191H89ZM96 190V191H95ZM112 190V191H111ZM114 190V191H113ZM117 190V191H116ZM130 190V191H129ZM134 190V191H133ZM156 190V191H155ZM159 192H158V191ZM167 190H168V192H167ZM177 190H178V194L176 195V193H177ZM185 190V191H184ZM205 190H206V192H205ZM207 190H208V192H207ZM210 190V191H209ZM222 190H223V192H222ZM92 191H93V194H95L94 195V198H93V194H92ZM128 191V192H127ZM173 191V192H172ZM180 191V192H179ZM184 191V192H183ZM212 191H213V195H212ZM215 191V192H214ZM227 191V192H226ZM81 192V193H80ZM110 192V193H109ZM121 192V193H120ZM163 192V193H162ZM205 192V193H204ZM222 194H221V193ZM47 193V192H46ZM133 193V194H132ZM159 193V194H158ZM179 193L181 194V196L183 197L184 195V200H186V199H188L189 200V202L187 201V204H186V201H184V204L182 205V201L183 200H181L182 198L179 196ZM186 193V194H185ZM192 193H194V194H192ZM54 194V195H53ZM91 194V195H90ZM111 194V195H110ZM117 194V195H116ZM121 194H122V197H121ZM191 194H192V197H191ZM195 194H196V197H197V195H200V197H202V198H197V199H195L196 197H195ZM79 195V196H78ZM115 195H116V197H115ZM160 195V196H159ZM176 195V196H175ZM190 195V196H189ZM206 195H207V197H206ZM220 195V196H219ZM225 195H226V197H225ZM56 196H57V194H56ZM57 196V197H58ZM96 196V197H95ZM106 196V197H105ZM113 196V197H112ZM131 196V197H130ZM194 196V197H193ZM215 196V198L213 199V197ZM45 197V198H44ZM69 197V199H67V198ZM88 197H89V199H88ZM91 197V198H90ZM108 197H111V198H109V200H108ZM124 197V198H123ZM133 197V198H132ZM147 197H148V199H147ZM190 197V198H189ZM210 197V198H209ZM117 198V199H116ZM130 198V199H129ZM157 198V199H156ZM161 198V199H160ZM177 198V199H176ZM179 198H180V200H179ZM192 198H194V199H192ZM223 198V199H222ZM133 199V200H132ZM136 201H135V200ZM158 199L160 200L159 202H158ZM163 199V200H162ZM192 199V200H191ZM203 199V200H202ZM211 199H212V201H211ZM215 199H217V200H215ZM223 200V201H219V200ZM41 200L44 202H42V205H41ZM58 200V201H57ZM90 200V201H89ZM104 200H105V202H104ZM125 201V203H124V201ZM140 200V201H139ZM153 200V201H152ZM195 201V203H198V204H195L194 203V201ZM201 200V201H200ZM56 201V202H55ZM69 201V202H68ZM109 201V202H108ZM113 201V202H112ZM116 201V202H115ZM119 201H120V204H119ZM132 201V202H131ZM134 201V202H133ZM138 201V202H137ZM149 201H150V203H149ZM179 201V204H181V206H182V210L179 208V204L177 205V202ZM203 201V202H202ZM206 201V202H205ZM213 201H214V203H213ZM216 201H217V203H216ZM50 202H51V204H50ZM54 202V203H53ZM68 202V203H67ZM109 203V205H108V203ZM153 202V203H152ZM172 202H173V204H172ZM175 202V203H174ZM208 202V203H207ZM211 202H212V204H213V206H214V204H215V206L214 207H212L211 208V210H209L210 209V207L212 206V204H211ZM219 202V203H218ZM65 203V204H64ZM106 203V204H105ZM126 203H127V205H126ZM135 203H136V205H135ZM156 203V205H154ZM191 203V204H190ZM206 203V204H205ZM211 205H210V204ZM79 204V205H78ZM81 204V205H80ZM99 204V205H98ZM105 204V205H104ZM138 204V205H137ZM188 204H189V207H188ZM200 204H201V206H200ZM69 205V206H68ZM102 205V206H101ZM108 205V206H107ZM124 205V206H123ZM144 205V206H143ZM176 205V206H175ZM193 206V208H191V206ZM199 205V206H198ZM203 205H204V207H203ZM120 206V207H119ZM167 206V207H166ZM170 206V207H169ZM177 206H178V208H177ZM196 206H198V207H196ZM210 206V207H209ZM51 207V208H50ZM56 209H55V208ZM59 207V208H58ZM82 207V208H81ZM88 207H89V210H88ZM97 207V208H96ZM111 207V208H110ZM139 207V208H138ZM176 207V208H175ZM186 207V208H185ZM207 207H209L208 208V210H206L205 208H207ZM37 208V207H36ZM62 208V209H61ZM152 208V209H151ZM168 208H170V209H168ZM216 208H217V210H216ZM47 209H48V211H47ZM75 209H76V211H75ZM99 209V210H98ZM107 209V210H106ZM133 209V210H132ZM145 209H146V211H145ZM167 209V210H166ZM187 209V210H186ZM195 209V210H194ZM202 209H203V211H202ZM53 210V211H52ZM62 210H63V212H62ZM70 210V211H69ZM101 210V211H100ZM103 210V211H102ZM119 210H120V212H119ZM140 210V211H139ZM186 210V211H185ZM189 210V212H187ZM199 210H200V212H199ZM207 211V213H209V215H207V217L205 216V215H203V213L204 214H206V211ZM216 210V211H215ZM52 211V212H51ZM58 211V212H57ZM82 211H83V213H82ZM126 211V212H125ZM136 211V212H135ZM144 211V212H143ZM156 211H157V213H156ZM171 211V212H170ZM174 211V212H173ZM205 211V212H204ZM213 211V212H212ZM215 211V212H214ZM48 212H49V214H48ZM56 212V213H55ZM59 212H60V214H59ZM94 212V213H93ZM95 212H96V214H95ZM102 212L105 214V215H103L102 214ZM141 212V213H140ZM146 212V213H145ZM192 212V213H191ZM217 212V213H216ZM134 215H133V214ZM136 213V214H135ZM139 213V214H138ZM160 213H161V215H160ZM173 213L174 214H176L175 216L173 215ZM188 213H191V214H189V216H188V219H189V217H190V221H189V226H188V224H186V217H187V215H188ZM215 213V214H214ZM50 214H51V216H50ZM79 214V215H78ZM82 214V215H81ZM109 214L111 215L112 214V216H109ZM123 214V215H122ZM184 214V215H183ZM187 214V215H186ZM202 214V215H201ZM217 214V215H216ZM46 215H47V217L48 218H50V220L48 219L47 220V218H46ZM54 215L56 216V218L54 217ZM78 215V216H77ZM103 215V216H102ZM108 215V216H107ZM117 215V216H116ZM130 215H131V218H129L130 217ZM198 215V216H197ZM199 215H200V221H199ZM215 215V216H214ZM63 216H64V218H63ZM86 216H87V218H88V220H87V218H86ZM100 216V217H99ZM123 216V217H122ZM151 216V217H150ZM154 216V217H153ZM161 216H162V218H161ZM168 216V217H167ZM180 218H179V217ZM186 216V217H185ZM201 216H202V218H201ZM204 216V217H203ZM61 217V218H60ZM93 217V218H92ZM96 217V218H95ZM103 217V218H102ZM108 217V218H107ZM115 217V218H114ZM121 217V218H120ZM165 217H167V218H165ZM198 217V218H197ZM59 218V219H58ZM100 218H101V220H100ZM164 218H165V221H164ZM182 218V219H181ZM205 218H207V220L205 219ZM263 220H262V219ZM52 219V220H51ZM58 219V220H57ZM65 219V220H64ZM102 219H104V220H102ZM110 219V220H109ZM135 219V220H134ZM170 219V220H169ZM181 219V220H180ZM184 219H185V221H184ZM198 219V220H197ZM202 219H204L205 220V222H208L207 223V226H206V224L204 225L201 221H202ZM46 220H47V222H46ZM55 220V221H54ZM87 220V221H86ZM106 220L107 221H109V223L108 222H106ZM114 220V221H113ZM142 220V221H141ZM151 220V221H150ZM178 220V221H177ZM193 220H194V223L196 222V224H194V226L192 227L191 226V221H192V223H193ZM204 220H203V222H204ZM222 220V221H221ZM37 221H36V223H37ZM49 221H50V223H49ZM68 221V222H67ZM72 223H71V222ZM104 221H105V223H104ZM134 221V222H133ZM148 221V222H147ZM171 221V222H170ZM180 221V222H179ZM198 221V222H197ZM262 222L263 224H261L260 222ZM41 222V223H40ZM45 222V223H44ZM62 222V223H61ZM63 222H65V224L63 223ZM89 222V223H88ZM173 222V223H172ZM199 222H200V224L202 223L203 225H204V227L206 226L207 227V230H206V227H205V229L202 227V228H200V225H199ZM216 222V223H215ZM257 222H258V226L259 227H256L257 226ZM48 223V224H47ZM130 223V224H129ZM133 223V224H132ZM177 223H178V225H177ZM180 223V224H179ZM187 223H188V220H187ZM47 224V225H46ZM113 224V225H112ZM121 224V225H120ZM123 224V225H122ZM134 224H135V227H134ZM165 224V227H163V225ZM166 224H168V225H166ZM127 225H129V226H127ZM138 225V226H137ZM162 226V228H161V226ZM170 225V226H169ZM173 225V226H172ZM175 225H177V227L175 226ZM185 225V226H184ZM195 225H196V228H195ZM199 225V226H198ZM202 225V226H203ZM263 225V226H262ZM81 226H82V228H81ZM99 226V227H98ZM110 226H111V228H110ZM113 226V227H112ZM127 226V227H126ZM130 226H131V228H130ZM144 226H145V228H144ZM167 226V227H166ZM213 226H214V229H213ZM216 226V227H215ZM45 227H47V228H45ZM59 227V228H58ZM61 227V228H60ZM125 227V228H124ZM140 227V228H139ZM186 227H188L187 229L189 230H186V231H188V232H190V231H192V229H191V227L193 228V231L192 232H190L189 233V235L190 236H192V234L193 233H195V232H197L196 230H197V227H199L201 230V232L200 231H198L196 234H197V236H196V234H195V237H193L192 236V238L190 239L189 237H188V239H189V241H186L185 240V238L187 239V237H185L184 238V236H186V234L188 235V232L186 233V231H185V228ZM190 227V228H189ZM253 227H256L255 229L253 228ZM262 227H263V230H262ZM44 228V229H43ZM50 229V231H49V229ZM71 228V229H70ZM120 228H121V231H120ZM142 228V229H141ZM147 228V229H146ZM155 228V229H154ZM170 228V229H169ZM184 228V229H183ZM215 228H216V230H215ZM250 228H252V230L250 229ZM127 229H128V231H127ZM130 229V230H129ZM158 229V230H157ZM175 229V230H174ZM202 229H203V231H202ZM52 230V231H51ZM58 230V231H57ZM62 230V231H61ZM132 230V231H131ZM134 230H135V232H134ZM137 230H138V232H137ZM170 230V231H169ZM195 230V231H194ZM205 230V231H204ZM214 231V233H213V236H212V232ZM248 230H249V232L251 231L252 232V235H251V232L249 233L248 232ZM70 231H72V233L70 232ZM80 231H81V233H80ZM140 231H141V233H140ZM145 231V232H144ZM152 231V232H151ZM180 231V232H179ZM182 231H185V235L183 234V235H181V232ZM216 231V232H215ZM263 232V234H262V232ZM88 232H89V234H88ZM130 232V233H129ZM203 232H204V236H203ZM248 232V233H247ZM68 233V234H67ZM86 234V235H84V236H82L83 234ZM96 233V234H95ZM120 233V234H119ZM124 233V234H123ZM192 233V234H191ZM258 233V234H257ZM41 234V235H40ZM43 234H44V236H43ZM48 234V235H47ZM54 234V235H53ZM61 234V235H60ZM66 234H67V236H66ZM70 234H71V236H70ZM73 234V235H72ZM97 234H98V236H97ZM100 234H101V236H100ZM113 234V235H112ZM145 234V235H144ZM146 234H147V236H146ZM166 234V235H165ZM172 234V235H171ZM176 234V235H175ZM179 234H180V236H179ZM52 237H51V236ZM58 235V236H57ZM64 235H65V237H64ZM90 235V236H89ZM115 235H117V238L115 237ZM137 235H138V237H137ZM142 235H143V237H142ZM152 235V236H151ZM163 235V236H162ZM171 235V236H170ZM250 235V236H249ZM259 235V236H258ZM47 236V237H46ZM119 236V237H118ZM140 236V237H139ZM202 236V237H201ZM208 236V237H207ZM258 236V237H257ZM50 237V238H49ZM56 237V238H55ZM88 237V238H87ZM92 237V238H91ZM95 237V238H94ZM100 237V238H99ZM103 237V238H102ZM171 237V238H170ZM37 238V237H36ZM41 238H43L42 240H41ZM49 238V239H48ZM55 238V239H54ZM60 238V239H59ZM79 238H80V241H79ZM87 238V239H86ZM102 238V239H101ZM105 238V239H104ZM111 238H112V240H111ZM125 238V239H124ZM131 238V239H130ZM138 238H140V239H138ZM163 239V243H161L162 242V239ZM179 238H180V240H179ZM194 238V239H193ZM196 238H197V241H196ZM202 238H203V241H202ZM38 239V238H37ZM54 239V240H53ZM60 241H59V240ZM64 239V240H63ZM96 239H99V240H96ZM114 239H115V241H114ZM143 239V240H142ZM151 241H150V240ZM158 239H159V241H158ZM193 239V240H192ZM199 239V240H198ZM201 239V240H200ZM40 240H41V242H40ZM49 240H50V243H49ZM56 240V241H55ZM57 240H58V242H57ZM70 240H71V242H70ZM94 240H95V242H94ZM132 240V241H131ZM155 241V243H154V241ZM183 240H184V242H183ZM125 241V244L123 243ZM133 241H134V243H133ZM143 243H142V242ZM150 241V242H149ZM170 241V242H169ZM178 241V242H177ZM181 241L184 243V245L187 247V245H188V243H189V247H185V248H183V243H181ZM250 241H251V243H250ZM37 242V243H36ZM45 242V243H44ZM74 244H73V243ZM77 242V243H76ZM85 242V243H84ZM91 242V243H90ZM119 242V243H118ZM122 242V243H121ZM127 242V243H126ZM147 242V243H146ZM201 242H202V244L204 243V245L202 246V244H201ZM254 242V243H253ZM45 244V246H48L49 245V247H45L44 245H42V244ZM47 243V244H46ZM56 243H57V245H56ZM64 243H66V245L64 244ZM98 243V244H97ZM108 243H109V245H108ZM112 243V244H111ZM114 243V244H113ZM131 243V244H130ZM150 243V244H149ZM152 243V244H151ZM164 243H165V245H164ZM178 243V244H177ZM200 243V244H199ZM50 244H52V245H50ZM94 244V245H93ZM102 246V248L101 247H99L100 245ZM105 244V245H104ZM116 244V245H115ZM128 244H129V246H128ZM163 244V245H162ZM191 244V245H190ZM256 244V245H255ZM259 244V245H258ZM39 244H37V246H38ZM75 245V246H74ZM96 245H97V247H96ZM126 245V246H125ZM132 245V246H131ZM159 245V246H158ZM176 245V246H175ZM196 245H197V247H196ZM248 245H249V247H248ZM95 248H94V247ZM104 246V247H103ZM106 246L108 247L107 249H106ZM119 246H120V250H119ZM131 246V247H130ZM150 246L153 248V251H152V248H151V250H150ZM162 246V247H161ZM251 246L253 247V249L251 248ZM67 247V248H66ZM73 247V248H72ZM116 247V249H115V251H114V248ZM157 247V248H156ZM181 247L183 248L182 250H181ZM193 247V248H192ZM56 248V249H55ZM63 248V249H62ZM75 248V249H74ZM149 248V249H148ZM156 248V249H155ZM158 248H159V250H158ZM167 248V249H166ZM175 248V249H174ZM61 249H62V252H61ZM69 249V250H68ZM95 249V250H94ZM104 249V250H103ZM192 249V250H191ZM86 251V253H85V251ZM90 250V251H89ZM100 251V253H99V251ZM106 250V251H105ZM125 250V251H124ZM128 250H129V252H128ZM161 250V251H160ZM164 250V251H163ZM179 250V251H178ZM189 250V251H188ZM197 250V251H196ZM50 251V252H49ZM51 251H52V254H51ZM71 251V252H70ZM131 251V252H130ZM132 251H133V253H132ZM152 251V252H151ZM172 251V252H171ZM177 251V252H176ZM184 251V252H183ZM45 252V253H44ZM50 254H49V253ZM62 254H61V253ZM69 252V253H68ZM80 252H81V254H80ZM108 252V253H107ZM113 252V253H112ZM120 252V253H119ZM122 252V253H121ZM123 252L125 253V255L123 254ZM166 252V253H165ZM185 252H187L186 254H185ZM42 253H43V255H42ZM54 253V254H53ZM56 253V254H55ZM90 255H89V254ZM98 253V254H97ZM148 253V254H147ZM184 255H182V254ZM261 255H260V254ZM35 254V253H34ZM83 254V255H82ZM105 254H108V255H106L105 256ZM120 254V255H119ZM153 254V255H152ZM160 254V255H159ZM258 254V255H257ZM49 255V256H48ZM56 255V256H55ZM67 255V257H65ZM85 255V256H84ZM89 255V256H88ZM114 255V256H113ZM156 255H157V257H156ZM158 255H159V257H158ZM176 255V256H175ZM254 255V256H253ZM53 256H55V257H53ZM64 256V257H63ZM68 256H69V258H68ZM91 256H92V258H91ZM97 256V257H96ZM120 256H121V258H120ZM161 256H162V258H161ZM181 256H183V257H181ZM193 256H194V258H193ZM86 257H88V259L86 258ZM104 257V258H103ZM118 257H119V259H118ZM138 257V258H137ZM179 257V258H178ZM49 260H47V259ZM53 258V259H52ZM67 258H68V260H67ZM116 258H117V260H116ZM124 258H126V259H124ZM144 258V259H143ZM157 260H156V259ZM181 258V259H180ZM251 258V259H250ZM255 258V259H254ZM50 259H51V261H50ZM63 259V260H62ZM66 259V260H65ZM84 259V260H83ZM122 259V260H121ZM133 259V260H132ZM146 259V260H145ZM148 259V260H147ZM185 259V260H184ZM264 259V258H263ZM62 260V261H61ZM88 260V261H87ZM116 260V261H115ZM124 260V261H123ZM135 260V261H134ZM161 260V261H160ZM163 260V261H162ZM168 260H169V262H168ZM171 260V261H170ZM178 260V261H177ZM179 260H180V262H179ZM42 261V260H41ZM55 261V262H54ZM67 261V262H66ZM69 261V262H68ZM71 261V262H70ZM112 261V262H111ZM121 261V262H120ZM154 261H156V262H154ZM175 261V262H174ZM259 261V262H258ZM43 262V261H42ZM95 262V263H94ZM130 262V263H129ZM140 262V263H139ZM188 262V263H187ZM41 263V262H40ZM39 263V264H40ZM43 263V264H44ZM254 263V264H255Z\"/></svg>",
	"mask_w": 264,
	"mask_h": 264
},
{
	"label": "bare ground",
	"instance_id": "2",
	"mask_svg": "<svg viewBox=\"0 0 264 264\" xmlns=\"http://www.w3.org/2000/svg\"><path fill=\"white\" fill-rule=\"evenodd\" d=\"M94 1H97V0H90V2H89V0L87 1V3H88V5H87V9L89 10V11H87V9H86V13H85V7L86 6H82V3H83V5H86V4H84V3H86V1L84 2V0H82V1H80L79 0V2L77 1V0H0V93L2 92V91H4V93L3 94H0V264H39L40 262V264H43L44 263V258H43V256H41V252H42V247L40 248V243H37V244H39L38 246H37V244H35L34 245V240H39L40 239V237L37 235V231H36V229H34V227H35V225H36V227H37V224H38V221H40L41 220V217H42V215L40 216V218H39V216H38V221L36 220V216H37V214H38V211H41L42 210V212L44 211H46V207L48 208L49 207V205L48 204H45L46 205V207H44L43 205H42V200H45L44 202H46V200L47 201H50L49 199L50 198H52V197H49V199H48V196H47V194H49V196H51L50 194H52V193H54V192H56V189L54 188V189H47V190H49V192L48 191H46L45 192V194H46V199H42L41 200V205L43 206V208L42 207H40L41 208V210L40 209H38L39 207L37 206V201L34 199V200H31V201H27L28 199H29V197L31 196V195H34V196H37V194H36V191H38L39 190V187H38V181H39V178L38 177H41L42 178V180H43V182H47V174H46V172L44 173L43 172V170L42 171H39V161H40V159H41V157L40 156H38L39 154H38V152L39 151H37V150H39L38 148L40 147V148H43L42 150H43V152L45 153V155H47L46 154V152H48V144H49V146L50 145H52V143H53V141H55V139L58 141V139H59V141L61 140L62 141V139L64 140V139H66L65 140V142L64 141H62V144H61V142H58V144H56V141H55V143H53V147L54 148H52L51 149V147H50V150H49V154L51 155V156H53V155H57V154H55V151H57V152H59V151H63V146L65 147V151L66 152H68V153H66V154H69L70 153V151H71V153H70V155L72 154V150H73V154L71 155V156H69V157H71V159H73V157H74V160H71V159H69L68 157H65V153H64V155L61 153V152H59L58 153V158L56 157V161H55V157L53 158L54 159V162L56 163L58 160L59 161H61V157H60V153L62 154V156H64V162H62V163H65L66 162V164L69 166V168L71 169V170H73V171H70V172H74L75 171V168L76 169H79L80 167H81V162H83V167H86V168H88V170H89V172H88V177H87V182H88V184H89V186H90V184L92 185V181L93 180H89V178L91 177V175H92V173H93V171H94V169L96 170L95 171V173L97 174V177L99 178V179H101V176L103 175V173H105L104 172V168L105 167H103V165H102V161H103V159H101L100 157H102L103 156V152H102V155L101 154H99V156H97V158L99 157L100 158V160H101V164H100V162H97V164H95L96 166L94 167V161H91V162H93V164L91 163V162H89V158L90 157H92V160H93V158H94V156L92 155H90V154H88V155H85V157L87 158L85 161L83 160V161H81V162H79V160H78V156L80 155H82V152H81V154L79 153V150H81V149H83L84 148V146H85V142H81V141H78V140H81V139H83V137L85 138H88L87 136H90V134L92 135V137H93V143H88L89 144V149L91 150V152L93 153V152H95L96 150L95 149H97V151H98V149L100 150V152H101V150H102V147L101 146H99V144H101L102 143V141L101 142H99L100 140H98V139H100L101 138V135H102V132L104 133V131H105V129H107V131H110V130H108V128H107V126L109 125L110 126V124H111V122H107L106 124H103L102 126H100L99 128H94V126H95V122L96 123H100V120L102 119V120H104L105 121V119H107L108 117L107 116H109V114L110 115H112V109H114V104H110L109 105V108H104V106H105V104H103L104 106H103V110L101 109V108H99V107H102V105H101V100L103 99V100H105L104 98H106V100L105 101H103L104 103L106 102V101H108L109 99H112L111 101H112V103H116V101H120V100H122L121 99V96H122V94L123 95H125L123 92H125V77H124V75L122 74V70L123 69H125L126 70V72L128 73H130L132 70H135L138 66L140 67V66H144L145 64H147V62H152V61H154V62H156L157 63V65L155 66L156 68L153 70V76H154V81H150V80H147V82L148 83H145V81L144 82H142V87H140L139 88V90H137V91H135V92H133V93H131V95L129 96V98H128V100L126 101V102H124L123 104H122V108L124 107V106H126V105H128L127 103H132V100L134 101V102H136V106L135 107H137V105L138 104H140V103H142V105H138V106H142L143 108H144V110H142L143 108L142 107H139V109H140V111H137V108H132L133 107V105H132V107L131 108H129V109H134L135 110V114L133 113V112H131L132 110H129L128 109V111L129 112H131V113H133V115H137L136 116V122L135 123H133L135 120H133L134 118H133V116L131 115V113L129 114V115H127L126 113L127 112H125V117H126V119H127V117L129 116V118H130V116H131V120L133 121H131L132 122V125H133V127L131 126H129L130 127V129L131 128H133L132 130H130L129 128H128V126H127V133H126V136H127V134H128V129H129V131H132V132H130L131 134H128L129 135V137L132 135V133L136 136V139H138L137 137H139L140 136V131L138 132L139 134V136H137V134L135 133V131L133 132V130H135V124L136 123H138V126L139 125H141L142 126V123L144 122V124H143V126L145 125L147 128L149 127V129H147V128H145V129H147V132H148V130H151V133H153V130L150 128V126H151V124H150V126H147L146 125V119L144 120L143 119V121H142V116H141V122H140V124H139V122H137V117H139V115H141V114H144V112L147 110V109H145V108H149V105H148V102L149 101H147V99L148 100H150L151 98H153V97H156V98H154V99H157V100H153V101H156V103H158L157 104V107H159V108H162V110H163V107L164 108H166L167 109V112H166V110H165V112H166V114H164L163 112H161L162 110L160 109V113H163V114H161V115H163L164 117H166L165 115H167V113H168V110L170 111L169 113H168V115H169V118H170V120L168 119V117H166L168 120H169V122H168V120H167V122L168 123H162V122H160V126L161 125H163L164 127H165V124H170V122H171V127H172V129H171V131H170V134H169V136H170V138L168 139V140H166L165 141V139H167V137H169V136H167V135H165V133H164V131H163V128L162 129H160V132H161V130L163 131V135H161V137L163 136V138L164 139H162L161 141H162V143L160 144V146L162 145V147H161V149H160V146H157L158 147V149H156V147H155V149L153 150V151H155V150H158L157 152H156V154H160V153H165V152H167L166 150H168L169 149V147L171 146V143H173L172 141L174 140V139H178V138H181L182 137V132H181V130H184L185 129V126H190L191 127V125H189V124H187L186 122L189 120V118H191L192 117V115L190 114V113H192L193 111H194V109L192 110V108H196V107H194L193 105L195 104V105H197L198 104V102H197V97L200 95L201 97H200V99L201 98H203V94L200 92L201 91V89L203 88V86L205 85V86H207V88H208V86H210L211 87V83H212V80H216V78H218V77H216L219 73H218V71L220 70V68H221V70H224V71H221V73H223L222 75V77L224 78H222L223 79V83H221V86L220 87H222L221 89H222V91H221V89H220V91H221V93H222V96L224 97H226L225 99H223V98H220L218 101H220L221 99H223L222 101H220V103H219V106L218 105H216L215 106V108H213L212 106H208V107H206V109H210V107H211V109L210 110H212V111H210L209 110V112H204L203 110H205V109H203L202 110V112H204V114H206V117H207V121L211 124V122L212 121H214L215 119H216V117H217V111L215 112V110H216V108H217V106H218V111H219V107H220V110H222V112L224 113H226V111H224V110H227V108H228V103H229V101L227 100V97H228V95H229V98H230V93L231 92H229V90L231 89H229V86H232V82H231V78H230V65H229V51L231 50V47L230 46H227V49L225 48V46L226 45H229V44H227L228 42H226L225 43V41L226 40H228V38H229V35H230V30H231V28H230V26L231 25H229V18H228V15H227V12L225 13V11H222L221 12V10H220V18L222 19L223 18V20H222V22L220 23L219 22V17H217V16H219L218 15V7L216 8V10H218L217 11V14H215L216 13V11H215V13H213V11L214 10H212L211 8V10L210 11H212V13H210V11L208 10V7H207V9L205 10L206 11V13H205V11H204V15L205 16H203L202 15V19H205V20H203V21H205V22H203V26H201L200 27V31L198 30H195V32L198 34V36H197V34H195V32H194V34H195V36H197V37H190V42H189V45L188 46H184V44L181 42V41H185V43H186V41L188 42V40L187 39H184V40H182V38L180 39V38H178L177 36H181L183 33H182V31H181V33H180V29H178V31H177V28L180 26V24L179 23H181V22H179L181 19L183 20H181L182 22H184L185 20L184 19H187V18H185V16L183 15V14H188L189 15V12H190V10H185V13H184V11H182V10H184V9H182L181 11H180V9H178L179 7H182V6H179L178 8H177V5H175V2H177L176 4H178V2L180 1V0H175L174 1V3H173V0L171 1V0H162V1H160V2H158L157 3V6H156V8H155V10L153 11V13H152V16L151 17H149V21L147 22V24H146V26L144 27V28H142V27H140L138 30H140L139 31V33L140 34H138L139 36L142 34V36H143V33H144V36L142 37V36H140V38L139 37H137V38H135V41L131 44V45H129L128 46V48H125L126 47V45L128 44H126V39H128V35L130 34H132L133 33V30H132V28H130L131 27V25H130V23H129V25H128V22H126L127 20H130L131 18H132V16L134 17V15H132V14H134L133 13V11H132V13H130V9H129V11L127 12V15H126V13H125V10H124V13H125V15H126V20H125V18L123 19V18H121V15L123 16L124 14L122 13V9H124V8H122V7H119V5H117V4H121L122 5V3H123V5H124V2H122V0H121V3H120V0H114V1H116L115 3H116V5H115V3H112V2H114V1H112V0H98V2H96L97 3V5H95V2ZM125 1V0H124ZM138 1V0H137ZM148 1V0H147ZM150 1V0H149ZM153 1V0H152ZM182 1V0H181ZM210 1H212V0H210ZM209 1V2H210ZM80 2H82V3H80ZM92 2H93V4H92ZM117 2H119V3H117ZM128 2V1H127ZM134 2L137 4L138 2H136L135 0H134ZM134 2H133V5H134ZM205 2V1H204ZM220 2H223V4L225 3V4H227L228 2H227V0H221ZM227 2V3H226ZM232 2V1H231ZM80 3V4H79ZM89 3H91L92 4V6H91V4H89ZM125 3H126V1H125ZM151 3H153V2H151ZM173 4V7L171 6L172 4ZM213 3V2H212ZM215 3V2H214ZM256 3V2H255ZM114 4V5H113ZM208 4V3H207ZM218 4V3H217ZM229 4V3H228ZM90 5V7L88 8V6ZM122 5V6H123ZM127 5V4H126ZM129 5V4H128ZM139 5V4H138ZM151 5V4H150ZM155 5V4H154ZM179 5V4H178ZM205 5H206V3H205ZM229 5H231V4H229ZM129 6H131V5H129ZM135 6V5H134ZM184 6V5H183ZM187 6V7H186ZM185 7H186V9H189L188 8V5H186ZM207 6V5H206ZM214 6V5H213ZM226 6V5H225ZM82 7V8H81ZM132 7V6H131ZM232 7H233V5H232ZM84 8V9H83ZM91 8V9H90ZM120 8V9H119ZM122 8V9H121ZM127 8H129V7H127ZM142 8V7H141ZM204 8V7H203ZM224 8V7H223ZM84 10V11H80V10ZM134 9H136V6H135V8ZM139 9H140V7H139ZM176 9V10H175ZM222 9V8H221ZM231 9V8H230ZM177 11V10H179L178 11V13H180V14H182L181 16L183 17V18H181V16H180V14H177V12H176V17H174L175 15V13H174V11ZM226 10V9H225ZM136 11V10H135ZM207 11H209V13H207ZM230 11V10H229ZM81 13H84L85 15H83V14H81ZM137 14H138V11H137ZM230 14V13H229ZM263 14V13H262ZM83 15V16H82ZM124 15V16H125ZM143 16V15H142ZM178 16H180V18L178 17ZM197 16V15H196ZM136 17V16H135ZM140 17H141V15H140ZM178 17V18H177ZM190 17V16H189ZM191 18V17H190ZM193 18H194V15H193ZM193 18H191V19H193ZM219 18V19H218ZM84 19V20H83ZM133 19V18H132ZM180 19V20H179ZM249 19V18H248ZM83 20V21H82ZM138 20V19H137ZM196 20H198V18L196 19ZM241 20V19H240ZM142 21V20H141ZM173 21V22H172ZM193 21H195V18L193 19ZM249 21V20H248ZM177 22V23H176ZM179 22V23H178ZM219 22V23H218ZM80 23H82V25L85 27V29L83 30V31H81V30H79L80 28L78 27L79 25H80ZM146 23V22H145ZM172 23L174 24V25H172ZM200 23V22H199ZM264 23V22H263ZM132 24H135V23H132ZM178 24V27L176 26ZM195 24V23H194ZM198 24V23H197ZM230 24H231V22H230ZM243 24V23H242ZM262 24V23H261ZM122 25H124V26H122ZM140 25V24H139ZM182 25V24H181ZM196 25V24H195ZM264 25V24H263ZM133 26V25H132ZM159 26V27H158ZM175 26H176V28H175ZM183 26V25H182ZM261 26V25H260ZM176 29V31L179 33V35H177L178 33L174 30V28ZM196 27V26H195ZM255 27V26H254ZM83 28V27H82ZM134 28V27H133ZM180 28V27H179ZM144 29V30H143ZM202 29V30H201ZM241 29V28H240ZM131 30H132V32H131ZM239 30V29H238ZM258 30V29H257ZM264 30V29H263ZM142 31H144V32H142ZM172 31H173V33H172ZM175 31V32H174ZM256 31V30H255ZM61 32V33H60ZM65 32V33H64ZM137 32V31H136ZM241 32V31H240ZM259 32V31H258ZM263 32V31H262ZM62 33L65 35L66 34V36L68 35L69 36V38L67 39V37H64L63 35H62ZM134 33H135V31H134ZM155 34V36L154 37H156V41H159V42H161V44L162 43H166V45H165V43H164V45H161L159 42H156L155 40H153L152 41V36ZM174 34H176L177 36V38L175 37V38H173V36H174ZM181 34V35H180ZM263 34V33H262ZM169 35H172V38H168V37H171V36H169ZM61 36L62 37H64L63 39H65V40H67L68 42L67 43H65L66 41H64L62 38H61ZM132 36V35H131ZM157 36H158V39H157ZM161 38H160V37ZM184 36V35H183ZM252 36V35H251ZM143 39H142V38ZM263 37V36H262ZM168 38V40H165V39H167ZM186 38V37H185ZM264 38V37H263ZM131 39V38H130ZM140 39H142V40H140ZM155 39V38H154ZM160 39V40H159ZM164 40V41H162V40ZM174 39L176 40V41H174ZM260 40H262L261 38H259ZM87 40V41H86ZM140 40V41H139ZM170 40V41H169ZM179 40V41H178ZM112 41H115V43H117L118 45H119V47L117 46V48L114 46V45H112L113 43H112ZM139 41V42H138ZM156 42V44H158V45H161V46H159L160 48H158V46L157 45H155V44H153V42ZM166 41H168L169 42V45H167L168 44V42H166ZM262 41H264V39L262 40ZM131 42V41H130ZM154 42V43H155ZM261 42V41H260ZM65 43V44H64ZM171 43V44H170ZM68 44V45H67ZM116 44V45H117ZM259 44V43H258ZM55 45H59V47H61V48H59V50H56V48H57V46H55ZM61 45V46H60ZM64 45H66L65 47H64ZM225 45V46H224ZM248 45H249V43H248ZM257 45V44H256ZM262 45H264V42L262 43ZM155 46H157V48L155 47ZM163 46V47H162ZM245 46H247V45H245ZM68 47H73V48H71L72 50H70V48H68ZM229 47H230V49H229ZM252 47V46H251ZM62 48H65V49H63V50H65V52L64 51H61L60 52V49L62 50ZM244 48V47H243ZM259 48V47H258ZM126 49L129 51V56H130V58H131V62L129 63V65L128 66H124V62H126V57H127V59H128V57L129 56H126V52H128V51H126ZM143 49L144 50H146V52L145 53H147L148 55L149 54H151L150 55V57H148V58H141L142 57V55H144L145 53L143 52ZM56 50V51H55ZM59 51V52H58ZM70 51V52H69ZM247 51V50H246ZM262 51H264L263 50V48H262ZM67 52V53H66ZM88 52H89V54H88ZM142 52L144 53V54H142ZM150 52V53H149ZM249 52V51H248ZM258 52H260V53H262L261 52V49H260V51H258ZM65 53V54H64ZM70 53V54H69ZM111 53L112 54H114V55H111ZM251 53H253V52H251ZM62 56H61V55ZM63 54H64V56H66L67 57V62H65L64 63V65H63V63L61 64V61H63L62 59L64 58V56H63ZM69 55V56H67V55ZM83 54V55H82ZM257 54V53H256ZM59 56H61V58L59 57ZM112 56V57H111ZM237 56V55H236ZM253 56V55H252ZM69 57V58H68ZM115 57V58H114ZM222 57V58H221ZM60 58V59H59ZM150 58V59H149ZM111 59H113V60H111ZM223 59H227V60H225V61H223ZM65 60V59H64ZM221 61H222V63H221ZM252 61V60H251ZM258 61V60H257ZM224 62H226V65H224ZM259 62V61H258ZM239 63V62H238ZM243 63V62H242ZM68 65V67H67V65ZM256 64V63H255ZM261 64H262V61H261ZM221 65H224L223 66V68H222V66ZM242 65V64H241ZM254 65V64H253ZM252 65V66H253ZM63 66H65V67H67V68H65V67H63ZM195 66H197V67H195ZM221 66V67H220ZM245 66V65H244ZM125 67V68H124ZM151 67V66H150ZM123 68V69H122ZM144 68V67H143ZM197 69V74H196V76L195 77H192L193 75H194V73H193V70L194 69ZM219 68V69H218ZM242 68V67H241ZM251 68V67H250ZM255 69V68H254ZM165 70H167V71H165ZM242 70V69H241ZM66 71V72H65ZM147 71H148V69H147ZM146 71V72H147ZM171 72L172 74H169V72ZM239 72H240V70H238ZM145 72V71H144ZM166 72H168L167 73V75H165V79L167 80L168 78L169 79H171L168 83L166 82V80L164 79V74ZM239 72H237V73H239ZM245 72H246V70H245ZM250 72V71H249ZM257 72V71H256ZM66 73V74H65ZM69 73V74H68ZM140 73V72H139ZM149 73V72H148ZM191 73H193V75L191 74ZM218 73V74H217ZM240 73H242V72H240ZM136 74V73H135ZM145 74V73H144ZM143 74V75H144ZM169 74V75H168ZM212 74H214V76L216 77H212V80H210L211 78V76H212ZM255 74H257V73H255ZM262 74V73H261ZM66 77H65V76ZM126 75V74H125ZM136 75H138V74H136ZM171 75V76H170ZM176 76V79L174 78L173 80L176 82V85H174L175 83L172 81V78L174 77V76ZM210 75V76H209ZM221 75V74H220ZM248 75V74H247ZM254 75V74H253ZM69 76V78H67ZM166 76L168 77V76H170V77H168V78H166ZM173 76V77H172ZM178 76H180V77H178ZM219 76V75H218ZM133 77V76H132ZM141 77V76H140ZM147 77H149V76H147ZM209 77V78H208ZM245 77V76H244ZM65 78V80H68L67 81V84L68 83H70L69 84V86L67 85V86H65V88L66 87H68V88H66V89H68V91H67V94H69L68 95V97H70L69 99H68V97H67V99H66V97L63 95L64 94V92H66V91H63V89H65L64 88V86H62V82H63V84L65 85L66 84V81H63V79ZM134 78V77H133ZM137 78V77H136ZM144 78V77H143ZM146 78V77H145ZM241 78V77H240ZM127 79V78H126ZM140 79V78H139ZM138 78H137V80H139ZM147 79V78H146ZM220 79H221V77H220ZM220 79H218L219 81H220ZM51 81L52 82V84H50L49 85V83L50 82H48V81ZM129 80H131V79H129ZM134 80V79H133ZM141 80V79H140ZM139 80V81H140ZM145 80V79H144ZM163 80V83L161 82V85H159L160 84V81H162ZM247 80V79H246ZM128 81V80H127ZM126 81V82H127ZM135 81H136V79H135ZM159 81V82H158ZM219 81H217V83H219ZM220 81V82H221ZM249 81V80H248ZM262 82H263V80H262ZM48 83V84H47ZM135 83H138V82H135ZM171 83H173V85H172V89L175 87V89H174V91L176 90L178 93H176V92H172V94H171V91H172V89L169 87V86H171L170 84ZM248 83V82H247ZM55 84V85H54ZM131 84V83H130ZM220 84V83H219ZM231 84V85H230ZM251 84V83H250ZM49 85V86H48ZM70 85H71V87H70ZM157 85H159V86H161V87H159V86H157ZM187 85V87H186V89H185V86ZM238 85V84H237ZM246 85H248V84H246ZM254 85V84H253ZM57 88H56V87ZM61 86L63 87V88H61ZM102 86H106V88L104 87L103 89H106V90H104V91H102V89L100 88V87H102ZM128 86H130V85H128ZM217 86V85H216ZM249 86V85H248ZM263 86V85H262ZM50 88V89H48L47 90V88ZM54 87H55V89H56V91L59 93H57V92H55V91H52L53 89H54ZM131 87V86H130ZM134 87L136 88V86L134 85ZM133 87V88H134ZM184 87V88H183ZM212 87H214V85L212 86ZM237 87V86H236ZM261 87V86H260ZM264 87V86H263ZM98 88V89H97ZM101 90H100V89ZM187 88H189V89H187ZM207 88H206V90H207ZM216 88V87H215ZM240 88V87H239ZM248 88V87H247ZM250 88V87H249ZM255 88V87H254ZM61 90V91H58V90ZM70 89V90H69ZM184 89V90H183ZM212 89V88H211ZM211 89H209V90H211ZM260 89V88H259ZM263 89V88H262ZM50 90H51V92L53 93V92H55V93H57V98H56V100L58 99L59 100V98H63L64 99V101H63V99L60 101L59 100V102L60 103H58V100H57V102H55L56 100L54 99V102L55 103H52V101H53V97L52 96H49V94L51 93L50 92ZM165 90H171L169 93H168V91H165ZM180 90H182L184 93H180L179 91ZM49 93H47V92ZM63 91V92H62ZM69 91H71V92H69ZM156 91L158 92L157 94H156ZM167 92V93H165V92ZM208 91V90H207ZM213 91V90H212ZM214 91H216V89L214 90ZM231 91V90H230ZM232 91H234L233 89H232ZM264 91V90H263ZM69 92V93H68ZM131 92V91H130ZM236 92V91H235ZM241 92V91H240ZM262 92V91H261ZM55 93H53V94H51V95H56ZM163 93H165L164 95H167V94H169V99H168V97H166L167 99H164L166 102H163L164 100H163V98H161V97H164L162 94ZM212 93L213 94H215V92H211L210 94H211V96H212ZM233 93V92H232ZM237 93V92H236ZM60 94H62L63 96H61ZM70 94H71V96H70ZM100 94H101V96H102V99L101 98H99L98 96H100ZM127 94V93H126ZM178 94H182L183 95V98H184V100H183V102L182 103H178L179 105L178 106H176L177 108H175V106L173 107L171 104L172 103H174V102H176V100H177V102L179 101L180 102V97H182V96H179ZM209 94V95H210ZM254 94V93H253ZM262 95H264V93H261ZM170 95H172V97H173V99L175 98V97H178L177 99H175V101L173 100V102L172 103H170L169 104V100L171 99L170 97ZM178 95V96H177ZM242 95V94H241ZM100 96V97H101ZM126 96V95H125ZM211 96H209L210 97V99H211ZM214 96V95H213ZM240 96V95H239ZM250 96V95H249ZM145 97H147V98H145ZM158 97V98H157ZM164 97V98H165ZM218 98V95L217 94H215V96H214V98ZM220 97V96H219ZM238 97V96H237ZM252 97V96H251ZM257 97V96H256ZM262 97V96H261ZM107 98H108V100H107ZM125 98V97H124ZM142 98L143 99H145V101H147V102H144L143 100H142ZM182 98V99H183ZM259 98V97H258ZM92 99H94L93 101H92ZM232 99V98H231ZM230 99V100H231ZM246 99V98H245ZM251 99V98H250ZM263 99V98H262ZM261 99V100H262ZM65 100H67V102H65ZM125 100V99H124ZM161 100H163V101H161ZM211 100H213V103H216V101L214 102V99L212 98ZM62 101H63V103H62ZM100 101V102H99ZM110 101V100H109ZM110 101V102H111ZM123 101V100H122ZM151 101V103L150 104H152V100H150ZM171 101H172V99H171ZM170 101V102H171ZM182 101V100H181ZM203 101V100H202ZM217 101V102H218ZM255 100H254V98H253V102H254ZM69 102V103H68ZM87 102V105L85 104ZM99 102V103H98ZM121 102V101H120ZM119 102V103H120ZM161 102H163L164 104L165 103H168V105L166 104V105H164L163 107L160 105L161 104ZM239 102V101H238ZM247 102H249V101H247ZM263 102V101H262ZM62 103V104H61ZM146 103H147V106H146ZM156 103L154 102V104H155V106H156ZM160 103V104H159ZM200 103L202 104V102L200 101ZM208 103V102H207ZM232 103V102H231ZM234 103V102H233ZM57 105L58 107H54V110H53V112H54V115H56L55 116V118H54V115H53V112H52V110H50L51 109V107L53 106V105ZM60 104H61V106H60ZM64 104V105H63ZM174 104H176V103H174ZM204 104V103H203ZM205 104H206V102H205ZM204 104V105H205ZM218 104V103H217ZM264 104V103H263ZM65 105H66V107H65ZM108 105V104H107ZM112 105V106H111ZM119 105V104H118ZM159 105V106H158ZM169 105H171V106H169ZM206 105H208V104H206ZM205 105V106H206ZM252 105V104H251ZM254 105V104H253ZM116 106V105H115ZM130 106V105H129ZM150 106H153V105H150ZM154 106V107H155ZM169 106V107H168ZM236 106V105H235ZM245 106V105H244ZM260 105H258V107H259ZM264 106V105H263ZM61 109H60V108ZM81 108V110H80V108ZM117 107V106H116ZM151 107V109L149 108L148 110L149 111H151L152 112V109L154 110V109H158L157 107ZM170 107L172 108L173 107V110L172 109H170ZM201 107V106H200ZM202 107H204L203 105H202ZM257 107V106H256ZM257 107V108H258ZM55 108H56V110H55ZM66 108V109H65ZM84 110H83V109ZM98 108V110H96V113L98 112V114H94L95 113V109H97ZM121 107H120V109H118V117H117V119L119 118V116H120V114L123 112V109H122ZM142 108V109H141ZM251 108V107H250ZM257 108H256V111H258L257 110ZM261 108V107H260ZM263 108V107H262ZM60 110V112L58 111V110ZM66 110V113H65V111L64 110ZM100 109V110H99ZM138 109V110H139ZM201 109V108H200ZM213 109H214V111H213ZM242 109V108H241ZM16 110V111H15ZM17 110H20V111H22V112H17ZM61 110H63V111H61ZM82 110H83V112L85 111V117H82V116H84V115H81V113H82ZM102 110V111H101ZM173 112H172V111ZM190 110H192V111H190ZM246 110V109H245ZM247 110H248V108H247ZM250 110H252V109H249V111ZM264 110V109H263ZM50 111V112H49ZM56 111V112H55ZM58 111V112H57ZM101 111V112H100ZM141 111H143L142 113H140ZM148 111V112H149ZM241 111V110H240ZM19 113V115L21 114V113H23V117L22 116H18V114L17 113ZM139 112V113H138ZM148 112H146V113H148ZM151 112H149V114L151 115L152 113ZM154 112V111H153ZM214 113V114H216V116H214V114H212V113ZM246 112V111H245ZM252 112H254L253 110H252ZM261 112V111H260ZM10 113H12V114H10ZM17 115H16V114ZM56 113V114H55ZM59 113V114H58ZM60 113H62L63 115H60ZM144 114V118H145V116L147 115V114ZM157 115L158 116H160V118H159V120L161 119V118H163V120H165L164 119V117L162 116L161 117V115H159L160 113H159V111L157 110ZM224 113V114H225ZM242 113V112H241ZM259 113V112H258ZM264 113V112H263ZM262 113V114H263ZM8 114V115H7ZM9 114L11 115V116H9ZM80 116H79V115ZM123 114V116H124V113H122ZM121 114V115H122ZM196 114V113H195ZM195 114H194V116H195ZM210 114H212L211 116H212V120H211V118H208V116L210 115ZM247 114V113H246ZM255 114V113H254ZM254 114H253V116H254ZM22 115V114H21ZM53 115V116H52ZM57 115H58V117H57ZM116 115V116H117ZM156 115V114H155ZM167 115V116H168ZM190 115H191V117H190ZM260 115V114H259ZM152 116V115H151ZM151 116H149L150 117V119H151ZM157 116V117H158ZM193 116V117H194ZM210 116V117H211ZM262 116H264V115H262ZM18 117H21V118H18ZM111 117V116H110ZM109 117V118H110ZM115 117V116H114ZM148 117V116H147ZM146 117V118H147ZM154 117V116H153ZM192 117V118H193ZM202 117V116H201ZM213 117H214V120H213ZM229 117V116H228ZM252 117V114H250V117H249V120H247V122H246V125L249 123V121H250V118ZM261 117V116H260ZM124 118V117H123ZM128 118V120H130ZM203 118H204V116H203ZM230 118V117H229ZM232 118V117H231ZM262 119H263V117H261ZM261 118H259V119H261ZM116 119V120H117ZM150 119H149V121H150ZM210 119V120H209ZM254 119V118H253ZM109 120V119H108ZM114 120V119H113ZM124 121H121L123 124H121V125H124L125 124V121H126V123H127V121L128 120H125V118L123 119ZM162 119H161V121H163ZM217 120V119H216ZM215 120V121H216ZM254 120H256V118L254 119ZM98 121V122H97ZM111 121V120H110ZM149 121H148V123L147 124H149ZM222 121V120H221ZM232 121V120H231ZM245 121V120H244ZM88 122V123H87ZM106 122V121H105ZM104 122V123H105ZM151 122H152V119H151ZM150 122V123H151ZM155 122V121H154ZM240 122V121H239ZM238 122V123H239ZM258 122V121H257ZM257 122H255L256 124H258ZM261 122V121H260ZM262 122H264V121H262ZM46 123H49V126L51 125V127L50 128H48V129H51V128H53V130L50 132V138L51 139H53L52 141H50V139L48 140V141H50V142H52V143H48V141H47V139L49 138V137H47V135H44L43 136V138H42V140H40V138L41 137H38L39 135H41V133L38 135H36V136H32L31 135V131H34V130H37V132H38V130L39 131H42V133H44V132H46V130H47V125H46ZM51 123V124H50ZM87 123V124H86ZM101 123H102V121H101ZM130 125H131V123H130V121L128 122ZM214 123V125H215V122H213ZM212 123V124H213ZM186 124V125H185ZM228 124V123H227ZM264 124V123H263ZM94 125V126H93ZM120 125V126H121ZM184 125V126H183ZM221 125H222V122H221ZM229 125V124H228ZM243 125H244V127L246 128V127H248V125L246 126L245 125V123H243ZM252 125H254L253 123H251V124H249V126H252ZM71 126H72V128H71ZM93 126V127H92ZM112 126V125H111ZM143 126H142V130H143ZM212 126V125H211ZM218 126V125H217ZM6 127H8V128H6ZM140 127V126H139ZM158 127V126H157ZM209 127H210V125H209ZM208 127V128H209ZM219 127V126H218ZM228 127V126H227ZM234 127V126H233ZM233 127L231 128L232 130H234L233 129ZM243 126H242V124L240 125V128L243 130V128H242ZM253 127V126H252ZM74 128V130H75V132H72L71 130ZM110 128V127H109ZM112 128V127H111ZM119 128V127H118ZM123 128H125V126L124 127H122V129H118L119 130V132L120 131H123ZM159 128V127H158ZM166 129H167V125H166V127H165ZM192 128V127H191ZM213 128H214V126H213ZM250 128L251 127H249V130H250ZM254 128V127H253ZM260 128V127H259ZM263 128V127H262ZM261 128V129H262ZM15 129H17V130H22V132H21V135H20V131H19V137L20 138H18L17 136L18 135H15V133H18L17 132V130H15ZM69 129H70V131H71V133H69ZM114 128H112V130H113ZM139 130H141V127L140 128H138ZM138 129H136V131L138 130ZM153 129H155V128H153ZM165 129V130H166ZM187 129H189L190 130V128H187ZM186 129V130H187ZM202 129H204V128H202ZM206 129V128H205ZM210 129V130H209ZM209 129H206V130H208V132L209 133H211L210 135H212V136H214V138H217V134H216V137H215V134H214V131H213V129H212V131H211V127L209 128ZM226 129V128H225ZM230 129V128H229ZM238 129H239V127H238ZM261 129H259V130H261ZM264 129V128H263ZM262 129V130H263ZM159 130V129H158ZM167 130H169V129H167ZM166 130V131H167ZM186 130H184L183 132H185V133H187V134H189L190 135V131H189V133L188 132H186ZM251 130H252V128H251ZM254 130V129H253ZM252 130V131H253ZM261 130V133H259V136H260V134H261V138L262 137H264V133H262V132H264V130L262 131ZM114 131V130H113ZM145 130H143V133L145 134V132H144ZM155 131H156V133H157V130L155 129ZM191 131H192V129H191ZM204 131V130H203ZM231 131V130H230ZM230 131H227V133L229 132V133H231ZM235 131V130H234ZM246 131V130H245ZM56 132V133H55ZM194 132V133H193ZM225 132V131H224ZM224 132H222L223 134H224ZM243 132H244V130H243ZM48 133V135H49V132H47ZM46 133V134H47ZM53 135H55V137L56 136H58V139L57 138H55V137H53L52 136V134ZM106 133V132H105ZM115 133L116 134H118V132H116V130H115ZM122 133H124V132H122ZM121 133V134H122ZM143 133H141V135H142V137L144 136V134ZM151 133H150V135H151ZM204 133H206V131L204 132ZM214 135H213V134ZM226 133V134H227ZM251 133V132H250ZM33 134H35V133H33ZM89 134V135H88ZM107 134V133H106ZM148 134V133H147ZM147 134H145V135H147ZM155 134V133H154ZM157 134H159V132L157 133ZM161 134V133H160ZM178 134H180L181 136L179 137L178 136ZM186 134V135H187ZM191 134H195V131L193 130L192 131V133ZM263 134V135H262ZM74 135V136H73ZM113 135H114V132H113ZM218 135H219V133H218ZM237 135H238V133H237ZM244 135H246V134H243V138H245V136ZM247 135H248V133H247ZM66 136V137H65ZM109 136H111V135H109ZM109 136H108V138H109ZM116 136V135H115ZM159 136V135H158ZM165 136H167V137H165ZM178 136V137H177ZM195 136H196V134H195ZM205 136H206V134H205ZM204 136V137H205ZM212 136H211V138H212ZM251 136H252V138L250 139V136H249V139L251 140V146H250V148H248V150L249 149H251V150H253L252 149V145H254L253 143H255V145H256V140H257V142H261L262 140H264L263 138L261 139L260 138V140L259 139H253L254 138V136L251 134ZM60 137V138H59ZM68 137L70 138V139H68ZM120 137V136H119ZM119 137H114V136H112L111 137V139H109V142H110V144H112V142H114V141H112L113 139L112 138H114V140H115V138L117 139V141H118V138ZM122 137H123V134H122ZM129 137L127 136V138L129 139ZM161 137H160V139H161ZM183 137H184V134H183ZM190 137V136H189ZM189 137H187V139L189 138ZM221 137V136H220ZM231 137H232V135H231ZM233 137H234V135H233ZM235 137H237V136H235ZM248 137V136H247ZM47 138V139H46ZM73 138V139H72ZM80 138V139H79ZM125 138V137H124ZM127 138H125V139H127ZM135 138V137H134ZM157 138V137H156ZM155 138V136H154V140L156 139ZM159 138V137H158ZM195 138V137H194ZM213 138V141H214V143L213 144H215V139ZM224 138H225V134H224ZM224 138H223V136H222V139L221 140H224ZM255 138H257V136L255 137ZM72 139V140H71ZM90 139V138H89ZM102 139H104V140H107V138H106V136L105 137H103L102 136ZM131 139H133V137L131 138ZM130 139V140H131ZM148 139H150V138H148ZM146 140L147 141V144L149 145V140ZM183 139V138H182ZM185 139V138H184ZM195 139H197V137L195 138ZM208 139V138H207ZM206 139V140H207ZM232 139V138H231ZM237 139V141H238V138H236ZM18 140V141H17ZM67 140H68V142H67ZM85 140V139H84ZM83 140V141H84ZM121 139H119V141H120ZM151 140V139H150ZM157 140V139H156ZM155 140V141H156ZM159 140V139H158ZM226 140H228V138L226 139ZM225 140V141H226ZM47 141V142H46ZM117 141H116V143H117ZM142 141H143V139H142ZM163 141H165V144L163 143ZM185 141V140H184ZM184 141H183V143L181 142V145L182 144H184ZM191 141V140H190ZM197 141V140H196ZM218 142H219V140H217ZM232 142H233V139L231 140ZM236 141V140H235ZM234 141V142H235ZM247 141H248V138H247ZM66 142H67V145H68V147H67V145H66ZM75 142H77V144H75ZM89 142V141H88ZM105 142V141H104ZM135 142H136V140H135ZM153 142V139L151 140V144H153L152 143ZM174 142H175V140H174ZM177 142V141H176ZM179 142V143H180ZM189 142V141H188ZM217 142V143H218ZM263 142V141H262ZM48 143V144H47ZM63 143H65V145H63ZM86 143H87V141H86ZM108 143V142H107ZM119 143V142H118ZM128 143H129V141H128ZM131 143V142H130ZM137 143V142H136ZM143 143V142H142ZM158 142H156V144H157ZM194 143H195V140H194ZM222 143V142H221ZM54 144H56V145H54ZM60 144V145H59ZM102 144H104V143H102ZM159 144V143H158ZM164 144V145H163ZM190 144H191V142H190ZM193 144V143H192ZM235 144V143H234ZM258 144V143H257ZM3 145H5V146H3ZM58 145V146H57ZM63 145V146H62ZM118 145V144H117ZM116 145V146H117ZM121 145V144H120ZM126 145V144H125ZM147 145V146H148ZM170 145V146H169ZM196 145V144H195ZM212 145V144H211ZM254 145V146H255ZM44 146H46V148H44ZM56 146H57V148H56ZM60 146H62V148L60 147ZM105 146V145H104ZM107 146H108V144H107ZM106 146V147H107ZM114 146V145H113ZM144 146V145H143ZM216 146H218L217 148H216ZM216 146L214 145L213 147V149H214V156L212 157V153L210 154L211 155V157H208L209 155L208 154H202V155H204V159L202 158L201 159V162L204 160V162L203 163H200L201 164V168H200V170L202 171H204V170H207V166H209L208 165V163L210 164V162L211 161H213L212 159L214 158L215 159V163H216V161H217V159L219 158V156L218 155H221V153L222 152H220L221 150H222V147H224L223 145H222V147H221V145H220V147H219V145H217L216 144ZM239 145H237V147H238ZM257 146V145H256ZM256 146H255V148H256ZM264 146V145H263ZM25 147V148H24ZM67 147V148H66ZM101 147V148H100ZM118 147H120L119 145H118ZM127 147V146H126ZM133 147H135V145L133 146ZM145 147H146V145H145ZM149 147V146H148ZM153 147L154 146H152V149H153ZM174 147V146H173ZM227 147H228V145H227ZM245 147V146H244ZM6 150H5V149ZM88 148V147H87ZM130 148H132V146L130 147ZM137 148V147H136ZM135 148V149H136ZM171 148H172V146H171ZM201 148H202V146H201ZM228 148H230V150H231V146L230 147H228ZM45 149V150H44ZM56 149V150H55ZM127 149V148H126ZM129 149V148H128ZM143 149V148H142ZM146 149V148H145ZM149 149V148H148ZM147 149V150H148ZM174 149V148H173ZM192 149H193V147H192ZM242 149V148H241ZM262 149V148H261ZM54 150V154L52 153V152H50V151H53ZM86 150V149H85ZM95 150V151H94ZM121 151H122V149H120ZM199 150H200V148H199ZM226 150V148H224V151ZM256 150V149H255ZM24 151H25V154L28 156H26L25 157V154H24ZM37 151V152H36ZM103 151H104V148H103ZM150 151H152V150H150ZM152 151V152H153ZM171 151H172V149H171ZM175 151V150H174ZM195 151V150H194ZM228 151V150H227ZM226 151V152H227ZM241 151V150H240ZM259 151H261L260 149H259ZM126 152H128V151H126ZM133 152V151H132ZM168 152H169V150H168ZM202 152V151H201ZM212 152V151H211ZM225 152V153H226ZM254 152H256V151H254ZM264 152V151H263ZM263 152H262V155L264 156V154H263ZM43 153V154H44ZM89 153V152H88ZM91 153V154H92ZM115 153V152H114ZM146 152H144V154H145ZM197 153V152H196ZM205 153H208V152H205ZM230 153V152H229ZM3 154V155H2ZM47 155V158H48V156H50V155ZM251 154H253L252 152H251ZM24 155V156H23ZM84 155H83V157H84ZM90 155V157L88 158V156ZM101 155V156H100ZM119 155H120V153H119ZM132 155V154H131ZM130 155V156H131ZM136 155H137V153H136ZM150 155V154H149ZM155 155V154H154ZM154 155L152 156V158L154 157ZM162 154H160V156H161ZM165 155H167V154H165ZM18 156H20V157H18ZM38 156V157H37ZM68 156V155H67ZM123 156V155H122ZM127 156V155H126ZM129 156V155H128ZM133 156H134V154H133ZM164 156V155H163ZM175 156V155H174ZM229 156H231V154L229 155ZM237 156V155H236ZM246 155L244 154L243 156H242V158H243V160H242V158H241V160H240V165H243V163H244V161H245V159L248 157V155L245 157ZM17 157V158H16ZM96 157V156H95ZM124 157H125V155H124ZM144 157V156H143ZM146 157V156H145ZM170 157V156H169ZM180 157V156H179ZM226 157H228V155L226 154ZM245 157V158H244ZM20 158H21V160H20ZM25 158H26V160H25ZM30 158V159H29ZM50 158V165H49V167L50 166H52V165H54V162L53 161H51V158L52 157H49ZM67 158L69 159V160H67ZM96 158V160H98ZM117 158V157H116ZM121 158V157H120ZM119 158V159H120ZM131 158V157H130ZM138 158H140V157H138ZM137 158V159H138ZM151 158V157H150ZM223 158L224 157H222V159L221 160H223ZM234 160H232V159ZM230 158V160H232L231 161V163L233 164L234 162H235V159H234V157H231ZM251 158H252V156H251ZM17 159L18 160H20V161H17ZM24 159V160H23ZM52 159V160H53ZM65 159H66V161H65ZM146 159V158H145ZM166 159V158H165ZM219 159V160H220ZM228 159V158H227ZM248 159V158H247ZM247 159H246V161H247ZM32 161V160H34V161H37V163L38 164H35V163H32V164H29V161ZM95 160V161H96ZM113 160V159H112ZM126 160V159H125ZM135 160V159H134ZM141 160H142V157H141ZM152 161H153V159H151ZM169 160H171V159H169ZM205 160H207L206 162H205ZM27 161V163H25ZM58 161V163H60V164H62L61 162H59ZM99 161V160H98ZM120 161H121V159H120ZM168 161V160H167ZM175 161V160H174ZM178 162H180V160H177ZM186 161V160H185ZM238 161H239V159H238ZM241 161H242V163H241ZM249 161V160H248ZM247 161V162H248ZM19 162V163H18ZM53 162V164H51ZM116 162V161H115ZM122 162V161H121ZM127 162V161H126ZM132 162V161H131ZM156 162V161H155ZM220 162V161H219ZM224 162H225V160H224ZM229 163H230V161H228ZM237 162V161H236ZM247 162H245V163H247ZM255 162V161H254ZM43 162H42V159H41V161H40V166H41V164H42ZM58 163H56V165H54V167L55 166H57V168H58ZM118 163H119V161H118ZM148 163V162H147ZM158 163V162H157ZM217 163H218V161H217ZM229 163H228V165H229ZM230 163V166L232 165ZM245 163H244V165H245ZM59 164V165H60ZM65 164V166H67ZM81 164V165H80ZM98 164H100V165H98ZM122 164L123 163H121V166H122ZM143 164V163H142ZM160 164V163H159ZM168 164V163H167ZM170 164V163H169ZM172 164H173V162H172ZM186 164V163H185ZM223 164L224 163H222V166H223ZM237 164V163H236ZM236 164L235 165H232V168H233V166L234 167H237L236 166ZM249 164V165H248ZM30 165H31V167H30ZM37 165H38V168H37ZM43 165H44V163H43ZM43 165L41 166V169H43L42 167H43ZM79 165H80V167H79ZM102 165V166H101ZM115 165V164H114ZM119 165H120V163H119ZM149 165V164H148ZM148 165H147V167H148ZM151 165V164H150ZM212 165H213V162H212ZM242 166V167H245L244 169H245V172H246V166H248L247 167V171L250 169L249 168V166H250V163H247L246 164V166ZM9 166V167H8ZM102 167V172H101V167ZM117 166V165H116ZM120 166V167H121ZM126 166V165H125ZM141 166V165H140ZM153 166V165H152ZM157 166V165H156ZM168 167H170L169 165H167ZM178 166H179V164H178ZM181 167H182V165H180ZM189 166V165H188ZM216 166V165H215ZM218 166V165H217ZM52 167L53 168V173H52V175L51 176H49V174H48V176H49V179H52L53 178V175H54V173H55V176H54V179H52V180H50L51 182L54 180L55 181V177H57L56 178V180H58V182H59V180H60V177H59V174H58V171H57V168L55 167ZM119 167V166H118ZM123 167H124V164H123ZM146 167V166H145ZM146 167V168H147ZM175 167V166H174ZM174 167H172L171 168V172H172V169L174 168ZM191 167V166H190ZM242 167H239L238 169H239V171H238V169H237V171L235 172V171H233V170H235V168H233V170H232V172L233 173H235L234 174V179L236 180V177H239V174H238V172L240 173V171H242ZM51 168V167H50ZM66 168V167H65ZM131 168V167H130ZM162 168V167H161ZM185 168H186V165H185ZM189 168V167H188ZM211 168H212V166H211ZM227 168H229V166L227 167V162H226V167L224 168V169H226L227 170ZM231 167L229 168V170L230 169H232ZM241 168V169H240ZM249 168V169H248ZM37 169H38V171H37ZM69 169V170H70ZM85 169V168H84ZM128 169V168H127ZM196 169V168H195ZM56 170V171H55ZM81 170V169H80ZM185 170V169H184ZM197 170H199V166L197 167ZM199 170V171H200ZM210 170V172H211V169H209ZM225 170V171H226ZM251 170H252V167H251ZM52 170H50V172H51ZM66 171H68L67 169H66ZM128 171V170H127ZM135 171V170H134ZM142 171H144V169L142 168ZM38 172H40V175L41 176H39V174H38ZM42 172H43V175L44 174H46V176L44 175V177H46L45 178V181H44V177H43V175H42ZM77 172H79V170L77 171ZM76 172V173H77ZM81 172V171H80ZM84 172H85V170H84ZM136 172H137V170H136ZM147 172V171H146ZM152 172V171H151ZM164 172V171H163ZM167 172H168V170H167ZM170 172V173H171ZM175 172H176V170H175ZM187 172H188V170H187ZM198 172V171H197ZM205 172H208V170L207 171H205ZM228 172H230L228 175L229 176H231L232 177V175H231V170L230 171H228ZM249 172V171H248ZM69 173V172H68ZM76 173H75V175H76ZM123 173V172H122ZM155 173V172H154ZM180 173H181V171H180ZM202 173V172H201ZM212 173V172H211ZM219 173V172H218ZM226 173V172H225ZM241 173H243L244 174V171H242ZM56 174H58V176H56ZM136 174V173H135ZM139 174H140V172H139ZM145 174V173H144ZM149 174V173H148ZM157 174V173H156ZM206 174V173H205ZM224 174V173H223ZM238 174V175H237ZM245 174H247V172L245 173ZM253 174V173H252ZM69 175V176H68ZM67 175V177H70V174H68ZM95 175V174H94ZM93 175V176H94ZM107 175H109V174H107ZM134 175V174H133ZM189 175V174H188ZM195 175V178L192 180L191 179V185H190V180H189V182H187L186 181V184H188L189 183V186H190V190H191V187H192V183H193V181L196 179V174H194ZM194 175H192V173H191V175H190V177L191 176H193L194 177ZM254 175V174H253ZM77 176V175H76ZM144 176V175H143ZM168 176H169V174H168ZM173 176V175H172ZM182 176V175H181ZM201 176V175H200ZM203 176H204V172H203ZM212 176H213V173H212ZM244 177H245V175H243ZM51 177V178H50ZM58 177H59V179H58ZM64 177V176H63ZM62 177V179H64ZM71 177H72V175H71ZM78 177L79 176H77V179H78ZM81 177H82V174H81ZM112 177V176H111ZM124 177V176H123ZM129 177V176H128ZM134 177V176H133ZM147 177H148V175H147ZM179 177V176H178ZM177 177V178H178ZM186 177H188L187 175H186ZM193 177H191V178H193ZM206 177V176H205ZM205 177H204V180H205ZM208 177L210 178L211 176H209L208 175ZM216 177V176H215ZM241 177H242V174H241ZM249 178H250V176H248ZM80 178V177H79ZM97 178V179H98ZM116 178H119L118 176L116 177ZM115 178V179H116ZM125 178H126V176L124 177V180H125ZM137 178H138V176H137ZM144 178V177H143ZM145 178H146V176H145ZM163 178H165V175L163 176ZM169 178V177H168ZM180 178V177H179ZM185 178V177H184ZM198 178V177H197ZM214 178V176L211 178V179H213ZM217 178H218V176H217ZM230 178V177H229ZM95 179H96V177H95ZM103 179V178H102ZM210 179V180H211ZM220 179V177L217 179V181ZM221 179H222V175H221ZM241 179V178H240ZM38 180V181H37ZM41 180V181H42ZM67 180H68V178H67ZM81 180V179H80ZM111 180V179H110ZM139 180H140V178H139ZM141 180H142V176H141ZM146 180V179H145ZM149 180H150V178H149ZM161 180V179H160ZM204 180H202V181H204ZM206 180H207V178H206ZM245 180V179H244ZM49 180H48V182H50ZM64 182L66 181V178H65V180H63ZM63 181H61V182H63ZM91 181V182H90ZM105 181V180H104ZM127 181H128V179H127ZM132 181V180H131ZM172 181V180H171ZM175 181V180H174ZM180 181H182V180H180ZM184 181V180H183ZM182 181V182H183ZM220 181H222V180H220ZM219 181V182H220ZM238 181H240V180H238ZM59 183V184H62V183ZM97 182V181H96ZM164 182V181H163ZM170 182V181H169ZM179 182V181H178ZM205 182V181H204ZM246 182H248V180H246ZM56 183V185H57V182L55 181L54 182V184ZM94 183H95V180H94ZM106 183V182H105ZM114 183V182H113ZM121 183V182H120ZM129 183H130V181H129ZM133 183H135V182H133ZM213 183H214V181H213ZM216 183V182H215ZM221 183V182H220ZM231 183V182H230ZM237 183V182H236ZM240 183V182H239ZM66 184V183H65ZM65 184H64V187H65ZM71 184V183H70ZM85 184H86V182H85ZM84 184V185H85ZM110 184V183H109ZM118 184H119V181H118ZM118 184H117V186H118ZM139 184H140V182H139ZM142 184V183H141ZM152 184V183H151ZM156 184V183H155ZM179 185H180V183H178ZM186 184H185V186H186ZM194 184V183H193ZM196 184V183H195ZM200 184V183H199ZM199 184L197 183V185H198V187H199ZM203 184V183H202ZM202 184H200V185H202ZM206 184V183H205ZM208 184V183H207ZM210 184V183H209ZM129 185V184H128ZM130 185H131V183H130ZM134 185V184H133ZM136 185H137V183H136ZM160 185V184H159ZM158 185V186H159ZM163 185H164V183H163ZM176 185H177V183H176ZM211 185H212V183H211ZM216 185H217V183H216ZM223 186H224V184H222ZM232 185V184H231ZM58 186V185H57ZM56 186V187H57ZM94 186V185H93ZM153 186V185H152ZM185 186H184V188H185ZM221 186V185H220ZM226 186V185H225ZM234 186H236V185H234ZM36 187V188H35ZM61 187H62V185H61ZM96 187H97V184H96ZM100 187V186H99ZM114 187V186H113ZM146 187V186H145ZM163 187V186H162ZM205 187V186H204ZM241 187V186H240ZM243 187V186H242ZM95 188V187H94ZM160 188V187H159ZM159 188H158V190H159ZM186 188H187V186H186ZM193 188H194V186H193ZM193 188H192V191L191 192H193ZM195 188L197 189V186H195ZM203 188V187H202ZM202 188L200 189V188H198L197 190H201V196H202ZM237 188V187H236ZM37 189V190H36ZM58 189V188H57ZM70 188H67L66 189V187H65V189L62 187L61 188V191L63 192L62 194V197L61 196H58L59 194H61V193H59V191L57 192V193H54L55 194V197H53L54 198V200H55V198L56 199H59L60 200V197H61V199H63V197L66 195L67 196V194L68 195H70V193L72 192V190L70 189ZM88 189H89V187H88ZM90 189H92L91 187H90ZM100 189V188H99ZM111 189V188H110ZM109 189V190H110ZM130 189V188H129ZM167 189V188H166ZM205 189V188H204ZM223 189V188H222ZM225 189V188H224ZM234 189H235V187H234ZM54 191V192H52V193H50L51 191ZM128 190V189H127ZM131 190V189H130ZM129 190V191H130ZM139 190V189H138ZM142 190V189H141ZM157 190V191H158ZM161 190V189H160ZM169 190H170V187H169ZM200 190L198 191L199 193H200ZM217 190V189H216ZM237 190V189H236ZM69 192V191H71L70 193H66V192ZM73 196H74V194H75V190L73 189ZM90 191V190H89ZM96 191V190H95ZM112 191V190H111ZM114 191V190H113ZM117 191V190H116ZM134 191V190H133ZM156 191V190H155ZM185 191V190H184ZM183 191V192H184ZM210 191V190H209ZM220 191H221V188H220ZM238 191V190H237ZM97 192H98V188H97ZM128 192V191H127ZM159 192V191H158ZM167 192H168V190H167ZM173 192V191H172ZM180 192V191H179ZM205 192H206V190H205ZM204 192V193H205ZM207 192H208V190H207ZM215 192V191H214ZM222 192H223V190H222ZM227 192V191H226ZM59 193V194H58ZM81 193V192H80ZM110 193V192H109ZM121 193V192H120ZM163 193V192H162ZM221 193V192H220ZM53 194V195H54ZM56 194H57V196H56ZM92 194H93V191H92ZM133 194V193H132ZM159 194V193H158ZM178 194V190H177V193H176V195ZM186 194V193H185ZM192 194H194V193H192ZM192 194H191V197H192ZM222 194V193H221ZM91 195V194H90ZM94 195L95 194H93V198H94ZM111 195V194H110ZM117 195V194H116ZM116 195H115V197H116ZM175 195V196H176ZM212 195H213V191H212ZM71 196V195H70ZM79 196V195H78ZM160 196V195H159ZM179 196L182 198L181 200H183L182 202V205L184 204V201H186V204H187V201L189 202V200L188 199H186V200H184L183 198H184V196L182 197L181 196V194L179 193ZM190 196V195H189ZM203 196H205V194H203ZM202 196V197H203ZM220 196V195H219ZM96 197V196H95ZM106 197V196H105ZM113 197V196H112ZM121 197H122V194H121ZM131 197V196H130ZM194 197V196H193ZM195 197H196V194H195ZM202 197H200V195H197V197L195 198V199H199V198H202ZM206 197H207V195H206ZM225 197H226V195H225ZM45 198V197H44ZM67 198V197H66ZM91 198V197H90ZM109 198H111V197H108V200H109ZM124 198V197H123ZM133 198V197H132ZM190 198V197H189ZM208 198V197H207ZM210 198V197H209ZM215 198V196L213 197V199ZM64 199H65V197H64ZM67 199H69V197L67 198ZM88 199H89V197H88ZM117 199V198H116ZM130 199V198H129ZM147 199H148V197H147ZM157 199V198H156ZM161 199V198H160ZM177 199V198H176ZM192 199H194V198H192ZM191 199V200H192ZM223 199V198H222ZM219 200V201H223V200ZM133 200V199H132ZM135 200V199H134ZM163 200V199H162ZM179 200H180V198H179ZM203 200V199H202ZM215 200H217V199H215ZM58 201V200H57ZM90 201V200H89ZM124 201V200H123ZM136 201V200H135ZM140 201V200H139ZM153 201V200H152ZM160 200L158 199V202H159ZM194 201V200H193ZM201 201V200H200ZM211 201H212V199H211ZM43 202V203H44ZM56 202V201H55ZM69 202V201H68ZM67 202V203H68ZM104 202H105V200H104ZM109 202V201H108ZM107 202V203H108ZM113 202V201H112ZM116 202V201H115ZM132 202V201H131ZM134 202V201H133ZM138 202V201H137ZM203 202V201H202ZM206 202V201H205ZM54 203V202H53ZM124 203H125V201H124ZM149 203H150V201H149ZM153 203V202H152ZM175 203V202H174ZM194 203H195V201H194ZM208 203V202H207ZM213 203H214V201H213ZM216 203H217V201H216ZM219 203V202H218ZM50 204H51V202H50ZM65 204V203H64ZM106 204V203H105ZM104 204V205H105ZM119 204H120V201H119ZM172 204H173V202H172ZM179 204V201L177 202V205ZM191 204V203H190ZM195 204H198V203H195ZM206 204V203H205ZM210 204V203H209ZM211 204H212V202H211ZM210 204V205H211ZM79 205V204H78ZM81 205V204H80ZM99 205V204H98ZM108 205H109V203H108ZM107 205V206H108ZM126 205H127V203H126ZM135 205H136V203H135ZM138 205V204H137ZM154 205H156V203L154 204ZM69 206V205H68ZM102 206V205H101ZM110 206V205H109ZM124 206V205H123ZM144 206V205H143ZM176 206V205H175ZM179 206V208L181 207L182 208V206H181V204H179L178 205ZM178 206H177V208H178ZM191 206V205H190ZM199 206V205H198ZM198 206H196V207H198ZM200 206H201V204H200ZM214 206H215V204H214ZM213 206V204H212V206L210 207V209L209 210H211V208L212 207H214ZM37 207V208H36ZM120 207V206H119ZM167 207V206H166ZM170 207V206H169ZM188 207H189V204H188ZM203 207H204V205H203ZM209 207H207V208H205L206 210H208V208ZM51 208V207H50ZM55 208V207H54ZM59 208V207H58ZM82 208V207H81ZM97 208V207H96ZM111 208V207H110ZM139 208V207H138ZM176 208V207H175ZM180 208V209H181ZM186 208V207H185ZM191 208H193V206H191ZM56 209V208H55ZM62 209V208H61ZM152 209V208H151ZM168 209H170V208H168ZM213 209V208H212ZM88 210H89V207H88ZM99 210V209H98ZM107 210V209H106ZM133 210V209H132ZM167 210V209H166ZM182 210V209H181ZM187 210V209H186ZM185 210V211H186ZM195 210V209H194ZM205 210V211H206ZM214 210V209H213ZM216 210H217V208H216ZM215 210V211H216ZM47 211H48V209H47ZM53 211V210H52ZM51 211V212H52ZM70 211V210H69ZM75 211H76V209H75ZM101 211V210H100ZM103 211V210H102ZM140 211V210H139ZM145 211H146V209H145ZM202 211H203V209H202ZM204 211V212H205ZM214 211V212H215ZM58 212V211H57ZM62 212H63V210H62ZM119 212H120V210H119ZM126 212V211H125ZM136 212V211H135ZM144 212V211H143ZM171 212V211H170ZM174 212V211H173ZM187 212H189V210L187 211ZM199 212H200V210H199ZM213 212V211H212ZM56 213V212H55ZM82 213H83V211H82ZM94 213V212H93ZM141 213V212H140ZM146 213V212H145ZM156 213H157V211H156ZM192 213V212H191ZM191 213H188V215H187V217H186V224H188V226H189V221L191 220L190 219V217H189V219H188V216H189V214H191ZM217 213V212H216ZM48 214H49V212H48ZM59 214H60V212H59ZM95 214H96V212H95ZM102 214L103 215H105L103 212H102ZM133 214V213H132ZM136 214V213H135ZM139 214V213H138ZM215 214V213H214ZM79 215V214H78ZM77 215V216H78ZM82 215V214H81ZM102 215V216H103ZM123 215V214H122ZM134 215V214H133ZM160 215H161V213H160ZM173 215L175 216L176 214H174L173 213ZM184 215V214H183ZM202 215V214H201ZM203 215H205L206 217H207V215H209V213H207V211H206V214H204L203 213ZM217 215V214H216ZM50 216H51V214H50ZM108 216V215H107ZM109 216H112V214L110 215L109 214ZM117 216V215H116ZM198 216V215H197ZM215 216V215H214ZM49 217V216H48ZM47 217V215H46V218H47V220L49 219L50 220V218H48ZM54 217L56 218V216L54 215ZM100 217V216H99ZM123 217V216H122ZM151 217V216H150ZM154 217V216H153ZM168 217V216H167ZM167 217H165V218H167ZM179 217V216H178ZM204 217V216H203ZM43 218V220H44V216L42 217ZM61 218V217H60ZM63 218H64V216H63ZM86 218H87V216H86ZM93 218V217H92ZM96 218V217H95ZM103 218V217H102ZM108 218V217H107ZM115 218V217H114ZM121 218V217H120ZM129 218H131V215H130V217ZM161 218H162V216H161ZM165 218H164V221H165ZM180 218V217H179ZM198 218V217H197ZM201 218H202V216H201ZM59 219V218H58ZM57 219V220H58ZM182 219V218H181ZM180 219V220H181ZM206 220H207V218H205ZM262 219V218H261ZM264 219V218H263ZM262 219V220H263ZM47 220H46V222H47ZM52 220V219H51ZM65 220V219H64ZM87 220H88V218H87ZM86 220V221H87ZM100 220H101V218H100ZM102 220H104V219H102ZM110 220V219H109ZM135 220V219H134ZM170 220V219H169ZM187 220H188V223H187ZM198 220V219H197ZM203 220L204 219H202V223L205 225L206 224V226H207V223L208 222H205V220H204V222H203ZM36 221H37V223H36ZM55 221V220H54ZM114 221V220H113ZM142 221V220H141ZM151 221V220H150ZM178 221V220H177ZM184 221H185V219H184ZM199 221H200V215H199ZM208 221V220H207ZM222 221V220H221ZM41 222H42V220H41ZM40 222V223H41ZM68 222V221H67ZM71 222V221H70ZM106 222H108L109 223V221H107L106 220ZM134 222V221H133ZM148 222V221H147ZM171 222V221H170ZM180 222V221H179ZM198 222V221H197ZM260 222V221H259ZM45 223V222H44ZM49 223H50V221H49ZM62 223V222H61ZM64 224H65V222H63ZM72 223V222H71ZM89 223V222H88ZM104 223H105V221H104ZM173 223V222H172ZM191 223V226L193 227L194 226V224H196V222L194 223V220H193V223H192V221L190 222ZM200 224V222H199V225H200V228H204L205 229V227H204V225L203 224ZM216 223V222H215ZM261 224H263L262 222H260ZM48 224V223H47ZM46 224V225H47ZM130 224V223H129ZM133 224V223H132ZM180 224V223H179ZM39 225V224H38ZM113 225V224H112ZM121 225V224H120ZM123 225V224H122ZM166 225H168V224H166ZM177 225H178V223H177ZM177 225H175L176 227H177ZM198 225V226H199ZM203 225V226H202ZM34 226V227H33ZM40 226V225H39ZM127 226H129V225H127ZM126 226V227H127ZM138 226V225H137ZM161 226V225H160ZM170 226V225H169ZM173 226V225H172ZM185 226V225H184ZM263 226V225H262ZM99 227V226H98ZM113 227V226H112ZM134 227H135V224H134ZM163 227H165V224L163 225ZM167 227V226H166ZM191 227V229H192V231H193V228ZM216 227V226H215ZM256 227H259L258 226V222H257V226ZM256 227H253L254 229L256 228ZM45 228H47V227H45ZM59 228V227H58ZM61 228V227H60ZM81 228H82V226H81ZM110 228H111V226H110ZM125 228V227H124ZM130 228H131V226H130ZM136 228V227H135ZM140 228V227H139ZM144 228H145V226H144ZM161 228H162V226H161ZM188 227H186L185 228V231L186 230H188L187 229ZM190 228V227H189ZM195 228H196V225H195ZM199 227H197V232L198 231H200L201 229H200ZM44 229V228H43ZM49 229V228H48ZM71 229V228H70ZM142 229V228H141ZM147 229V228H146ZM155 229V228H154ZM170 229V228H169ZM184 229V228H183ZM213 229H214V226H213ZM251 230H252V228H250ZM130 230V229H129ZM158 230V229H157ZM175 230V229H174ZM190 230V229H189ZM188 230V231H189ZM206 230H207V227H206ZM215 230H216V228H215ZM262 230H263V227H262ZM49 231H50V229H49ZM52 231V230H51ZM58 231V230H57ZM62 231V230H61ZM120 231H121V228H120ZM127 231H128V229H127ZM132 231V230H131ZM170 231V230H169ZM185 231H182L181 232V235H183L184 233H185ZM188 231H186V233L188 232ZM192 231H190V232H192ZM195 231V230H194ZM202 231H203V229H202ZM205 231V230H204ZM213 231V230H212ZM71 233H72V231H70ZM134 232H135V230H134ZM137 232H138V230H137ZM145 232V231H144ZM152 232V231H151ZM180 232V231H179ZM184 232V233H183ZM190 232H188V235L186 234V236H184V238L185 237H187V239L185 238V240L186 241H189V239H188V237L191 239L192 238V236L193 237H195V234L197 233V232H195V233H191L192 234V236H190L189 235V233ZM201 232V231H200ZM216 232V231H215ZM248 232H249V230H248ZM247 232V233H248ZM251 232V231H250ZM249 232V233H250ZM262 232V231H261ZM80 233H81V231H80ZM130 233V232H129ZM140 233H141V231H140ZM213 233H214V231L212 232V236H213ZM68 234V233H67ZM67 234H66V236H67ZM88 234H89V232H88ZM96 234V233H95ZM120 234V233H119ZM124 234V233H123ZM184 234V235H185ZM258 234V233H257ZM262 234H263V232H262ZM41 235V234H40ZM48 235V234H47ZM54 235V234H53ZM61 235V234H60ZM73 235V234H72ZM84 235H86L85 233L82 235V236H84ZM113 235V234H112ZM145 235V234H144ZM166 235V234H165ZM172 235V234H171ZM170 235V236H171ZM176 235V234H175ZM251 235H252V232H251ZM43 236H44V234H43ZM51 236V235H50ZM58 236V235H57ZM70 236H71V234H70ZM87 236V235H86ZM90 236V235H89ZM97 236H98V234H97ZM100 236H101V234H100ZM146 236H147V234H146ZM152 236V235H151ZM163 236V235H162ZM179 236H180V234H179ZM196 236H197V234H196ZM203 236H204V232H203ZM250 236V235H249ZM259 236V235H258ZM257 236V237H258ZM38 239H37V238ZM47 237V236H46ZM52 237V236H51ZM64 237H65V235H64ZM115 237L117 238V235H115ZM119 237V236H118ZM137 237H138V235H137ZM140 237V236H139ZM142 237H143V235H142ZM202 237V236H201ZM208 237V236H207ZM50 238V237H49ZM48 238V239H49ZM56 238V237H55ZM54 238V239H55ZM88 238V237H87ZM86 238V239H87ZM92 238V237H91ZM95 238V237H94ZM100 238V237H99ZM103 238V237H102ZM101 238V239H102ZM171 238V237H170ZM43 238H41V240H42ZM53 239V240H54ZM60 239V238H59ZM58 239V240H59ZM105 239V238H104ZM125 239V238H124ZM131 239V238H130ZM138 239H140V238H138ZM162 239V238H161ZM194 239V238H193ZM192 239V240H193ZM41 240H40V242H41ZM58 240H57V242H58ZM64 240V239H63ZM96 240H99V239H96ZM111 240H112V238H111ZM143 240V239H142ZM150 240V239H149ZM179 240H180V238H179ZM199 240V239H198ZM201 240V239H200ZM56 241V240H55ZM60 241V240H59ZM79 241H80V238H79ZM114 241H115V239H114ZM132 241V240H131ZM151 241V240H150ZM149 241V242H150ZM154 241V240H153ZM158 241H159V239H158ZM196 241H197V238H196ZM202 241H203V238H202ZM70 242H71V240H70ZM94 242H95V240H94ZM142 242V241H141ZM144 242V241H143ZM142 242V243H143ZM170 242V241H169ZM178 242V241H177ZM183 242H184V240H183ZM182 241H181V243H183ZM191 242V241H190ZM189 242V243H190ZM45 243V242H44ZM42 244V245H44L45 246V244ZM49 243H50V240H49ZM59 243V242H58ZM73 243V242H72ZM77 243V242H76ZM85 243V242H84ZM91 243V242H90ZM119 243V242H118ZM122 243V242H121ZM124 244H125V241L123 242ZM127 243V242H126ZM133 243H134V241H133ZM147 243V242H146ZM154 243H155V241H154ZM161 243H163V239H162V242ZM189 243H188V245H187V247H189ZM192 243V242H191ZM250 243H251V241H250ZM254 243V242H253ZM47 244V243H46ZM65 245H66V243H64ZM74 244V243H73ZM98 244V243H97ZM112 244V243H111ZM114 244V243H113ZM131 244V243H130ZM150 244V243H149ZM152 244V243H151ZM178 244V243H177ZM200 244V243H199ZM201 244H202V242H201ZM50 245H52V244H50ZM56 245H57V243H56ZM94 245V244H93ZM100 245V244H99ZM105 245V244H104ZM108 245H109V243H108ZM116 245V244H115ZM163 245V244H162ZM164 245H165V243H164ZM183 245H184V243H183ZM191 245V244H190ZM204 245V243L202 244V246ZM256 245V244H255ZM259 245V244H258ZM75 246V245H74ZM126 246V245H125ZM128 246H129V244H128ZM132 246V245H131ZM130 246V247H131ZM159 246V245H158ZM176 246V245H175ZM46 248L47 247H49V245L48 246H45ZM94 247V246H93ZM96 247H97V245H96ZM99 247H101L102 248V246L100 245ZM104 247V246H103ZM109 247V246H108ZM107 246H106V249L108 248ZM162 247V246H161ZM186 246L184 245L183 246V248H185ZM186 247V248H187ZM196 247H197V245H196ZM248 247H249V245H248ZM37 248V250H38V252L40 251V253H38L37 252V254H36V252H35V249ZM67 248V247H66ZM73 248V247H72ZM95 248V247H94ZM110 248V247H109ZM151 246H150V250H151ZM157 248V247H156ZM155 248V249H156ZM182 247H181V250L183 249ZM193 248V247H192ZM251 248L253 249V247L251 246ZM56 249V248H55ZM63 249V248H62ZM62 249H61V252H62ZM75 249V248H74ZM115 249H116V247L114 248V251H115ZM149 249V248H148ZM167 249V248H166ZM175 249V248H174ZM69 250V249H68ZM95 250V249H94ZM104 250V249H103ZM108 250V249H107ZM117 250V249H116ZM119 250H120V246H119ZM158 250H159V248H158ZM192 250V249H191ZM261 250H263V246H262V249ZM261 250H259L260 251V253L262 252V253H264V251H261ZM85 251V250H84ZM90 251V250H89ZM99 251V250H98ZM106 251V250H105ZM125 251V250H124ZM152 251H153V248H152ZM151 251V252H152ZM161 251V250H160ZM164 251V250H163ZM179 251V250H178ZM189 251V250H188ZM197 251V250H196ZM50 252V251H49ZM48 252V253H49ZM60 252V253H61ZM71 252V251H70ZM128 252H129V250H128ZM131 252V251H130ZM172 252V251H171ZM177 252V251H176ZM184 252V251H183ZM35 253V254H34ZM45 253V252H44ZM69 253V252H68ZM85 253H86V251H85ZM99 253H100V251H99ZM108 253V252H107ZM113 253V252H112ZM120 253V252H119ZM122 253V252H121ZM132 253H133V251H132ZM166 253V252H165ZM187 252H185V254H186ZM259 253V254H260ZM50 254V253H49ZM51 254H52V251H51ZM54 254V253H53ZM56 254V253H55ZM62 254V253H61ZM80 254H81V252H80ZM89 254V253H88ZM91 254V253H90ZM89 254V255H90ZM98 254V253H97ZM123 254L125 255V253L123 252ZM148 254V253H147ZM182 254V253H181ZM42 255H43V253H42ZM83 255V254H82ZM88 255V256H89ZM106 255H108V254H105V256ZM120 255V254H119ZM153 255V254H152ZM160 255V254H159ZM159 255H158V257H159ZM183 255V254H182ZM258 255V254H257ZM261 255V254H260ZM262 255H264V254H262ZM49 256V255H48ZM56 256V255H55ZM55 256H53V257H55ZM85 256V255H84ZM114 256V255H113ZM176 256V255H175ZM184 256V255H183ZM183 256H181V257H183ZM254 256V255H253ZM64 257V256H63ZM65 257H67V255L65 256ZM97 257V256H96ZM156 257H157V255H156ZM43 258V259H42ZM68 258H69V256H68ZM68 258H67V260H68ZM87 259H88V257H86ZM91 258H92V256H91ZM104 258V257H103ZM120 258H121V256H120ZM138 258V257H137ZM161 258H162V256H161ZM179 258V257H178ZM193 258H194V256H193ZM260 258L262 259V260H260ZM264 257L263 256H261V257H259L258 259L261 261V263L260 264H264V259H263ZM47 259V258H46ZM53 259V258H52ZM118 259H119V257H118ZM124 259H126V258H124ZM144 259V258H143ZM156 259V258H155ZM158 259V258H157ZM156 259V260H157ZM181 259V258H180ZM251 259V258H250ZM255 259V258H254ZM43 262H42V261ZM48 260V259H47ZM63 260V259H62ZM61 260V261H62ZM66 260V259H65ZM84 260V259H83ZM89 260V259H88ZM87 260V261H88ZM116 260H117V258H116ZM115 260V261H116ZM122 260V259H121ZM133 260V259H132ZM146 260V259H145ZM148 260V259H147ZM185 260V259H184ZM49 261V260H48ZM50 261H51V259H50ZM93 261V260H92ZM92 261H91V263H92ZM124 261V260H123ZM135 261V260H134ZM161 261V260H160ZM163 261V260H162ZM171 261V260H170ZM178 261V260H177ZM55 262V261H54ZM67 262V261H66ZM69 262V261H68ZM71 262V261H70ZM112 262V261H111ZM121 262V261H120ZM154 262H156V261H154ZM168 262H169V260H168ZM175 262V261H174ZM179 262H180V260H179ZM259 262V261H258ZM90 263V264H91ZM95 263V262H94ZM130 263V262H129ZM140 263V262H139ZM157 263V262H156ZM188 263V262H187ZM190 263L192 264V262L190 261ZM255 263V262H254ZM253 263V264H254ZM44 264H46V262L44 263ZM47 264H48V262H47ZM50 264H51V262H50ZM61 264V263H60ZM87 264V263H86ZM96 264V263H95ZM105 264V263H104ZM107 264V263H106ZM121 264V263H120ZM124 264V263H123ZM136 264V263H135ZM147 264V263H146ZM155 264V263H154ZM158 264H159V262H158ZM161 264V263H160ZM177 264V263H176ZM179 264V263H178ZM193 264H194V260H193ZM251 264V263H250ZM255 264H257V262L255 263Z\"/></svg>",
	"mask_w": 264,
	"mask_h": 264
}]
</instances>
